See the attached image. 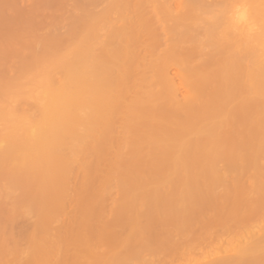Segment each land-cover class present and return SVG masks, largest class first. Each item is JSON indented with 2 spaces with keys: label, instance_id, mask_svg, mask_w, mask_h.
<instances>
[{
  "label": "rangeland",
  "instance_id": "obj_1",
  "mask_svg": "<svg viewBox=\"0 0 264 264\" xmlns=\"http://www.w3.org/2000/svg\"><path fill=\"white\" fill-rule=\"evenodd\" d=\"M11 1L12 0H0V4H3V7H5L6 5L9 6L10 4H8V3L9 2L11 3ZM82 1L83 0H13V2L15 3V4L13 3L14 4L13 7L8 8V6H6L7 8L5 7V9H2V6L0 5V7H1L0 8V53L1 54L6 53L5 55L3 54L4 56L0 54V147L2 148V150L0 148V151H2V154L0 153V155L6 156L5 155L6 153L4 154L3 148L5 149V152L8 151V154H9V149L12 152V145H15L16 143L18 144V140L20 139L22 134H24L23 137H21L23 139H20V140H22L24 142L22 143V141H20L21 146H20V144H18V145L16 144L17 146L15 145L14 148L20 147L19 150H24L27 147L29 149H31L33 146V148L37 147V150L39 149L40 151L39 150L38 151L41 152L43 150H46L45 148H47L49 146L48 144H50V143H48L49 141L47 139V137L49 136L48 128L47 127L36 128L35 123L40 120L41 115L45 111H46L45 113H47V112H49V110H52V108L54 109V107H57L56 102H55L56 106H54L52 104L54 102H50V95L53 94V92H56L55 91L56 89H58V90L60 89L61 92L63 91L62 90L63 87L61 86V88H60L58 85L64 80V78H63V80H61V78L64 77V75L62 74V76L60 77L59 76L60 74L59 75L56 74L57 72L60 73L59 72L60 70L57 69V71H56L55 67H53V68L56 72L50 73L51 71L49 69H51L50 67L52 65V62L54 61V59L51 58L54 54V53L51 54L53 48L52 49L50 48L51 52L48 50L50 53L44 52V53H46L45 55L48 54L47 56H50L49 54L52 55V56H50L52 61H51V59H49V57L45 58L47 56L44 57V56H40V55H42V53H43V48L45 49V51H46V48H45L46 46H47V49H49V47H48L49 44H51L52 46L55 47L54 43L56 41L62 42V43H57L56 46L57 45L59 46V44L63 45V46H59V49H58V47L55 48V50L57 49V52H59L58 54L61 57L63 55L67 56L69 54H72V52L76 51V49L78 48V47L76 48V46H78L80 44L79 42L77 44V41L79 39L81 40L80 36L82 35V37H83L86 35V31H83V29L85 30V28L81 29L82 28L81 26L84 23L81 21V18H82L81 15L83 12L82 10L84 8H85L84 11L89 10V9H87V6L91 10H89V12L87 11L85 13H90V14L93 13V16H91L92 18H89V21L87 20L88 22L85 21V23L86 22L90 23V24H88L89 27H92L94 25L93 27L96 29L97 28H100L101 30L103 29V31L98 29V30H100V33H98L96 35L97 37L93 36L92 39H94V40H90V41H92V42H90L91 44L89 43L90 45H92L91 46L93 48L92 52L96 53V54L93 53V55L96 57L98 56V58H100L105 53H107V55L109 53H111V54L115 53V55L113 54V56H117L118 60H121L125 57H127L128 59L130 58L129 60L131 61V64H132V62L134 63L130 66V70L132 71V74H134V73L136 74V72H138L141 68L145 69L147 66V68H146L147 70H146L145 74L143 72H141V70L139 71L141 74H144L143 77L144 76L145 77L144 78L138 77L137 74H140L138 72L136 74V76H137L136 78L137 79L140 78V79H138V80L132 79L133 76L135 75L134 74V75H132L131 78H129L130 80L128 79V81H126V83L128 82V85L130 86L129 94H127L128 92L124 91L125 89L127 90V88H129L127 86V84L124 85L123 83L120 84L119 82L117 84L118 86L123 85L124 87L125 86H127V87L124 88L122 86L124 88L123 89L122 87L117 86L118 89L120 88V91L117 89V87L115 89L118 90L119 92L116 91L115 89H111V91L108 92L106 99H107V101H109V103H111L110 104L111 106L109 105V107H112L111 109L115 112V114L117 116L114 114L115 118H113L112 116H114V115H112V113H111L110 119L106 120V118H109L108 117L109 115H105V116H107L106 118H105V116L102 115L101 117H99V120H100L99 122H98V117L94 120V125L97 124V123H95L97 121L99 126L102 128V126H101V123H102L103 129L99 128V126L98 127L96 126L95 130H97L99 128L103 132L105 131L104 129H106L109 124L111 125L109 127V129L107 128V131L108 130H111V131H108L109 133L107 131H105V133L106 132L107 133L106 134L104 133V136L107 140L109 137H112V139L109 138L112 141L108 140V141H110V143H108V145L111 144L110 145L111 148H108L107 144H105L106 146L104 145L105 141L107 143V140L102 142L103 141L102 139H104L103 138L104 136L102 137L101 135L97 134L98 132L97 133H96V131L94 132L95 133L94 137L96 136L97 139H95L93 137L94 141L97 140V142H98L99 141L98 138L101 136L100 139L102 141L101 140L100 141L102 143L101 144H100V142L98 143L101 145L99 147H101V149H102V145H104L108 149L106 151H103V152L101 151L99 154L105 152V154H106L105 156H104V154H101L100 155L101 157L100 156H99V158L97 157V155H99V154H97V151H96V148H98L97 147L98 144L95 142L96 143V146H95L94 145L95 143H93L92 138H90L91 139L90 142L93 143V144H91V145H93V146H91V149L94 148V150H95L94 152H96V155H95V153H93V151H92L93 149L92 150L88 149V148H90V147H88L89 146L88 144L90 143V142L88 143L89 138L87 141H85L86 143H88L87 144L88 146H86V148L88 150L83 149L84 153L86 151L89 152V150L91 151V152H89L87 157L82 154V151H80L81 148H83L86 145L85 142H84V144L81 143V147H80V144H77V142H76V145H78L80 147V150L75 145V143H74L75 140H73L74 141L73 142L71 139L66 140L64 142V144L61 146V149H60L61 154L60 155L62 158H60V159H62V161L60 159L59 160L61 162L64 161L65 163H67V166H66L67 173L63 174L64 176L66 175L65 177H67V178H65L64 176H61V178L56 177V180L58 181L60 179V181L63 182L62 177H64L65 180H67V181L64 180L65 182H63V183L64 184L67 183V185H65V186H67V188L64 187L65 190L63 188H61L64 185H61L60 187H58L59 184L57 185L58 182L56 183V181H54V183H52V184L54 186L56 183V186L58 187L59 193L62 194L64 191L63 195H60L59 193L55 194V191L57 189H55L54 187H52V189H55V191L53 192L54 194L51 193V191H52V190H50V188L52 186L51 184L48 186H44L45 188H43V186H40V184H38L39 180H41L39 175L40 174L44 175V176L48 175L49 169H51V172H52V168H55L56 166L58 167L57 162H56L57 163L56 166L50 165V166H52V168L49 166L50 167L49 169L45 168L43 170H40L41 172L39 171L40 172L39 175H38V170H34L35 169L34 167L31 170L29 165H26V163L23 164V162H27L24 159L22 160L23 162L19 159L20 163L18 161H15L14 165H12L13 166L12 168L9 167V166H11V163L9 164V166H5L4 164H1L2 166L4 165V168H6V167L7 168L5 170L2 168V166L0 168V174H2V178H3V179H0V187L2 186L0 188V190H2L3 187L7 186L8 188L6 187L3 189H6V190L8 189L11 192V194H10V192L7 191V193H9L10 196L9 195L6 196V193L3 192L4 190L0 191V248H1L0 249V264H27V263L28 264H40L42 259L40 260L39 257H41V256L38 255L36 257L35 254L37 255L41 251H38L37 247H35V245L36 246L43 245V246H41V248H42L46 244L48 245V247L47 246L44 247V248H48V249H46V251L47 252L49 251L50 253H52L51 251H53L52 256H50V258H48L52 264H54V263L55 264H61V263H58L59 259L61 260L60 262H63V264H64V262L68 256L70 257V259H69L71 261L70 264H72V262L75 263V261L77 264L78 263L77 260L80 259V257L83 258V256H86L87 254H89V251L92 254L91 249L92 250L96 249L97 251H100L99 253L102 254V257L103 256L105 257V259H103V260L101 259L102 263L104 260H107L110 262L115 257H119V258H123V259H121L120 264H126V262L129 264H136L137 260H136V258H134L136 253L132 254V255L127 254V257H126V253H124V252L126 251L127 247L130 248L135 244L140 245L142 242H144V240L146 238H149L150 236H152L153 233L161 232L163 230H167V231L172 233L173 231L176 232V230L179 231L178 229H181V231L184 232V230H187L189 227H191L192 229H198V228L204 227L208 224V221L206 220V218L205 219H198L197 218V220L196 219L193 220L190 223L191 225L187 226V229H185V227L180 225L179 222L178 223L176 222L177 224L174 223V225L171 226V224L168 223V221L166 220V218L169 216V214H171V216H173L172 214L174 212H176V215H174V216L176 218H178L179 214H181L183 209L186 211L189 208H192L191 206L194 203L196 205V208L199 206L198 211H200L201 208L205 209L208 205H212L213 203L216 204L217 207L214 206V208H213L212 207L213 205H212V206H209V208L207 207V209L205 211H203L204 209L201 210V212H204L206 214L208 212L209 214L206 215L207 218H212L210 216V215H212L213 217H219V218L224 217L223 219H225V217H226V219L228 218L230 220L234 219L235 222H233V224H231L229 226V230H232L233 232L234 231L237 232L239 227L241 229V233L238 234L237 237L233 236L234 235V233H233V235H232L233 237L231 235L230 236L228 235V236H224L221 239V242L225 244L223 247V250H222L223 253H218V254L212 255V248L214 249V247H211V245L203 246L202 248L197 247L195 254H197L198 256L202 255V254L203 255L207 254L206 258L201 260L202 262L207 263L209 261H212V260L218 258L219 256H222L224 258V260H227V261L232 260L233 258H236V259L238 258L237 261H235V262L229 261L226 264H264V217H262V215L264 213L259 215L262 217V218L260 217V219L258 218L259 216H257V218L255 217L256 216L255 213H254V215H253V213H252V215H249V213H251V209L248 206L249 201L253 199V197L251 195H253L255 193H251V194L249 193L248 195L245 196L247 198H244L240 195L241 191H239L240 187H244V189H246V188L251 187V186L254 187L255 185L257 188L254 187L252 190H254V191L257 190L258 187L260 186V183L258 184L259 181H258L257 177H260V175L263 172L261 169H264V167H263L264 163L261 162V163H263V165L262 164H260V165L263 168L260 166L261 168L259 170H261L262 172L258 171L259 166L257 168L256 165H259L260 161H257L256 162L257 164H256L255 163L256 160L255 159H254L255 161L252 160V158H256L257 156L250 155L252 158L250 156L248 157V155L247 156L246 155L241 156L245 151L244 146L247 145V143L245 144L247 139L252 138V140L249 139L251 142L247 141L250 144V145H248V147H252L254 145L260 144L259 138H261V135H259V129L264 128V124L261 125L259 122L260 118H261V115L257 114L259 109H256V108H261V107L257 106L258 105V99L260 98V96L256 95V97H254V98L252 96L251 98L244 100L243 99L244 95L242 94L241 87H240V90L238 89L239 90V92H238V90L234 84L236 81L234 83L232 81V83H233L231 85L232 90H234L233 88H235V90H237V91L235 92V90H234L233 92H235L236 94L238 92L239 97L235 94L234 95L235 97L233 99V103L231 100L230 102H228V104H230V105L226 106L227 108L225 106H223L226 102L224 100L222 101V96L220 95V93H218L219 92L218 89L220 87L219 82H215V80L220 79V78L216 77V75L219 74V72H217L218 70L216 67V66H219V59L217 57L216 61L213 60L214 62H216V66H214L215 63H212L209 61L210 63L213 64V65L212 64L211 65L214 66L215 68H212L209 66L207 67V64H206V65H204L207 67V69H206V68L202 67L203 63L206 62V60H204L205 55L203 56V54H202V57L198 55V54H201L202 52L205 53V51H207L208 49L211 48L210 47L207 49L205 42L201 43L205 39V38H203L202 33H201L202 39H199L200 37H197L198 39L195 40V41L201 40L200 43H199V41L197 43H194L193 41H190V40L189 41L186 40L187 42L184 41V43L180 42L182 45L185 43H188L190 46V44H192L190 42H193L194 45H197L198 49L196 48V46H194V45L193 46L197 50L201 51V53L194 54L193 52L196 51L195 48L193 49L190 46L188 48L190 50H187L186 48H183L181 46V44L179 43V40L182 39V36L185 39L184 36L186 34L183 30H182V34H185V35H182L181 33L179 34V32H181V31L176 30V29H178L179 26L175 29V25H177V24L174 21L171 20L168 22V20H167L166 21V24L168 25L167 26L162 21V19L156 20L155 22L154 21L152 22V20L147 17L148 13L150 11L148 9H151V8H148V7H150V6H148V4H143L144 8H146V7L147 8L146 9H144L143 7L141 8V10L144 9V11L142 10V12H141V15L143 18H142V20H140V19L137 20L136 13L134 12L137 9L136 7H138L140 5V3H138L137 0H136L137 2L135 0H98V2L95 1L96 4L94 3V6H93V4L84 6L86 4H83ZM88 1L91 3L94 2V0H88ZM168 2L170 3L171 10L172 9L177 10L176 8L179 5L178 8H180L181 13H183L185 11V6L183 4H185L186 0H168ZM215 2L217 4H215ZM249 2L251 5V8H252V11H253V15L256 18V20L258 22H264V3H262L261 0H249ZM84 3H85V0H84ZM181 3H182V5H180ZM202 3L207 4L206 6H208V4H211L210 6L207 7L208 9L206 12L208 14L213 12L216 8L223 7L225 9H227L230 6V0H204ZM124 4H126V5L131 4V5H128L129 6V7H127L128 10L125 9L126 11L123 10L124 12L122 11V13H120L119 10H118V12H119L118 13L116 9H114L115 11L112 10L116 5L122 6ZM137 4H139V5H137ZM82 6H84V8H82V10H81ZM91 6H93V7L91 8ZM131 7H132L133 11L131 10ZM206 12L204 13V15L206 14ZM205 16L202 15V18ZM59 18H61L60 22L58 20V23H57L55 20H57ZM78 18H80L79 21H77ZM9 19H11V20H9ZM52 19L56 22L55 23L56 25L54 24V21ZM73 19L76 21H74ZM6 20H7V22H6ZM8 20L10 22H8ZM164 20H166V19H164ZM72 21L76 22V23H73ZM80 21H81V24L79 25L78 23H80ZM199 21L200 20H198V22ZM50 22H53V23L49 24ZM126 22H127V24L129 22L130 25H129L128 29H130V30H128L127 27L123 28V29L121 28V26H123V24H125ZM192 22H194V20L193 21L190 20V24H192ZM70 23H73V25H71ZM162 23H164V25ZM194 23H196V22H194ZM223 23H224L223 18L218 19L216 24L214 23V25L212 24L211 26L206 27V29H208V30L210 29L209 33H210V31H212L214 29L216 31L215 33H217L218 35L222 34L223 36L224 35L227 36V34H225L223 32ZM75 24H78V26L81 28L77 30V28H79V27ZM86 24H83V26L85 27ZM91 24H92V26H91ZM159 24H162L161 26H167V28L169 29V33L167 35L170 34L169 36L161 35L162 33L159 32L160 29L158 28ZM53 26H54V28H53L54 30H52ZM97 26H100V27H97ZM102 26H103V28H102ZM126 26H128V25H126ZM124 27H125V25H124ZM140 27L143 29V31L140 33L139 32L137 33L136 30ZM153 27H156V28L153 29ZM200 27H201V25H200ZM145 28H147V29L150 28L151 30L150 29L145 30ZM10 29H11V31H10L11 34L14 31L15 32L17 30L18 31L16 33L14 32L12 35H10V34L8 35L7 31L9 33ZM15 29H17V30H15ZM117 29H119V30H117ZM179 29H181V28H179ZM214 30H213V32H214ZM49 31L50 32L52 31V33L49 34ZM68 31H69V33L70 32L71 33L72 32L78 33V31H79V33H81L82 31L83 32L81 35H78L79 33L71 35L72 39L76 40V41H73L72 39H70V40L68 39V37H70V34L68 36ZM123 31H125V32H123ZM129 31H130V34H128ZM147 31L149 32V35H148ZM151 31L154 32V33L152 32L154 34V36H155V34H157L159 32L158 34H160V35H156V36H157V38H158V36L159 37L162 36V38H159V40H161L160 42L159 41L155 42V40L157 38L155 36L156 39H154V36L151 33ZM156 31H157V33H156ZM175 31H177V32H175ZM118 32H120V35L122 32L124 34L126 33L125 36L123 34V38L127 39V34L128 35L133 34V36L135 37L133 39L135 41L138 42V40H139L140 42H143L141 44V46H140V42H138V43L135 42L137 44H136V47L134 48L135 44H134V40L131 39L132 36H130V37L128 36L129 39H127V40L132 41V44L130 45V47L128 46L129 48L133 47V49H132L133 53L130 52L131 54H133L132 59L135 60L134 58H136V60L138 62H134L133 60H131V56L127 55V53H129L130 50L128 52H126L128 47H126L125 46L126 44H124L126 41H123L126 39L118 40L119 38L122 37V35L121 36L119 35L120 37L117 36L118 37L117 39L114 38L118 34ZM186 32L188 34V31H186ZM200 32H203V31L199 30V34H200ZM197 33H198V31H197ZM47 34H49L48 36L52 35L53 37H55L56 40H55V38H52V36H50L51 39L55 40V42L52 43V40H50V38L48 36L46 37ZM143 34H145V35H143ZM217 34H214L215 37ZM74 35L76 36L77 39H75ZM78 36H79V38H78ZM137 36L139 39L137 38ZM229 36L230 37L236 36L237 38H239V40L241 39V42H243L245 44L246 43L247 44L248 43L249 44L255 43L256 46L259 45V44L257 45L258 42L261 43L258 40H262L264 42V32L257 33L251 39H246V38H243V37L237 36L235 34H231V33H229ZM44 38H46V39L49 38L48 40H50V41H48V45H46L47 40L45 42ZM152 38H153V40H152ZM62 39H64V41H62ZM67 39H68V41H67ZM71 40L73 41V43L71 42ZM69 41H70V43L68 44ZM152 41H154V42H152ZM206 41H207L208 46H209V43L211 41L210 42L208 40H206ZM256 41H258V42H256ZM65 42H67V43H65ZM128 42L129 41H127L126 43L129 45ZM43 43L46 45L45 47H43ZM64 43H65V45H64ZM102 43L106 44L107 46L105 45V48H104V46H103L104 44L102 45ZM109 43L111 44L110 47L113 46L112 44L115 43L114 48H111V50H110L109 45H108ZM178 43L180 44L181 47L180 46L177 47ZM212 43L214 45V42H212ZM199 44H202V45L205 44L206 50L202 51L204 48H200L202 45L199 46ZM261 45L262 44H260V46ZM101 46H103L104 49ZM34 47H35V49H34ZM185 47H186V45H185ZM262 47L261 48L263 49V51L262 52L256 51L257 52L256 55H259V53L264 55V45ZM36 49H37V52H35ZM102 49H103V51H102ZM113 49L115 50V52ZM183 49H185L187 51H185V50L183 51ZM211 49H210V51H211ZM256 49H257V47H256ZM100 50H101V52H100ZM104 50L105 51L107 50V52H105ZM109 50H110V52H109ZM191 50H193V52ZM189 51H190V54H189ZM210 51H209V53H210ZM34 52H35V54L39 55V56L36 55L37 57H39L38 59H41L42 57H44L43 60L41 59L42 62L43 61L47 62L50 60L51 65L49 62H47V64H46V62L41 63V62H38L39 60L36 61L35 60V59H37L36 56H33L35 59L32 60L30 57L33 55L32 53H34ZM57 52H56V54H57ZM191 52L194 55H191ZM98 53H100V55H102V56L97 55ZM196 53H197V51H196ZM209 53H207V54H209ZM56 54H54V55H56ZM107 55L100 58V60L102 62H104L106 60ZM190 55L192 57L189 58ZM195 55H197V56H195ZM58 56L56 55L55 57H58ZM211 57H212V55H211ZM211 57L207 56L206 58L210 59ZM163 59H164V61H163ZM214 59H216V56H214ZM31 60L33 61V63ZM34 61H36L37 65L34 63ZM173 61L175 63L178 62L179 66L175 65V63H172ZM184 61H186V62H184ZM187 61H188L189 66L187 65ZM217 61H218V63H217ZM38 63H41V64H38ZM182 63H185V65ZM142 64H144V65L142 66ZM149 64L151 66H153V65L157 66L158 65L157 67L165 65V66H167V68L165 67L166 71H163L164 69H162V71L161 70L158 71L157 68L156 69L150 68L151 66ZM5 65H7L8 68ZM49 65H50V67H49ZM53 66H55L54 63H53ZM138 66L140 67L139 70H137ZM156 66H154V67H156ZM198 66L202 67L203 69L198 67ZM192 67L193 68L198 67L197 69L200 68L199 71H197L196 68L193 69V70H195V74L197 72H198L197 74L199 76L202 72L204 74V75L202 74L200 76L203 79H201L199 76L196 77V78H198V80L201 79V82H199V85L197 83H195V81L197 82L195 77L194 78L192 77L191 79L189 78L190 68H192ZM53 68L51 69L52 71H53ZM148 68H150V69H148ZM209 69H211V71H214V69L217 70V71L215 70V72H217V73L214 72L215 78L213 76L214 74L208 75V77L206 74V76H205V71L208 72V71H210ZM218 69H220V68H218ZM203 70H205V71H203ZM256 70H258V68ZM261 70H262V72L264 71L263 69H261ZM261 70L259 68L258 73ZM131 71H129V73ZM46 72H47V74L49 73L50 78L48 77ZM100 73H104V74H102V76H104V77H106L108 75V73H110V74L112 73L111 75H113L114 78L116 76V75H114L115 74L114 71H112V72L107 71L106 72L105 68H103ZM159 73H161V74L159 75ZM208 73H212V72H208ZM191 74H193V73H191ZM111 75H109L107 77H110ZM235 75L236 74H234V75L232 74V76L234 77L233 79H235ZM46 76H47V79H45ZM99 76H100V78H102L101 74H99ZM202 76H205V77H202ZM106 78H104V79H106ZM48 79H49V81H48ZM97 79L98 78H96V81H97ZM104 79H102V80H104ZM109 79L107 78L106 81L104 80L103 82H106V84L109 85V83H111V82L107 83L108 82L107 80H109ZM212 79L214 80L213 82H215V83H213V82L211 83L209 81V83H211L209 85L207 80L212 81ZM45 80L48 81V83H46ZM98 80L99 81H97V82L100 83L101 86L103 84L106 85L105 83L102 82V80H100V79H98ZM111 80L114 81L113 79H111ZM204 80L207 81V83ZM131 81L135 82V83L131 84V85H133L132 87H136V89L138 91L137 86L139 85L142 88V91L140 90L138 92V94L136 93V91H135V93H134V91L132 92V90H134V89L131 90V85H130ZM136 81H137V83H136ZM255 81H257V79ZM252 82H254V81H252ZM182 83L183 84L185 83V86ZM187 83H188V85H186ZM205 84L209 85L211 88L213 86L212 84H215V86H213L214 89L209 88ZM60 85H62V84H60ZM115 85H116V83H115ZM192 85H194V86H192ZM201 85H202V88L201 87L199 88V86H201ZM204 85H205V87H204ZM55 87H57V88L55 89ZM207 87L209 90L207 89ZM170 88L172 91L170 90ZM202 89H204V90L202 91ZM121 90H123V93L126 92L127 95L126 94L122 95ZM201 92H202V94H201ZM208 92H209V94H207ZM58 94H59V92H58ZM146 94H148V95H146ZM203 94H205L204 97H203ZM54 95H56V94H54ZM125 95H126V97H125ZM189 95H193V97L190 96V98L188 99ZM197 95H199V98H197L198 97ZM212 95H214V96H212ZM215 95H217V96L220 95V96H218V98H215V97H217ZM174 96H175V98H173ZM208 96H209V98H207ZM240 97H242V98H240ZM256 98H258V99H256ZM200 99H201V101H200ZM134 101H139L137 103V106L135 103H134L135 105L132 104ZM185 101L188 104L185 103ZM202 101H203V103H201ZM206 101H208L209 103ZM127 102H129V104H130V102H132L131 104L133 105V107H136V109H138V106H139V108H142V110L139 109L140 111H142V112H140L141 115L136 114L139 112H135L134 113L136 115L135 116L133 114V111H134L133 107H132L133 111H129V108L126 106V105H128ZM220 102H225V103L224 104L221 103L222 104L221 105V104H219ZM213 103H215L217 106L215 107V104H213ZM175 104H177V105H175ZM181 104H182V106H181ZM184 104H185V106H184ZM218 104L220 105V107L222 106V111L217 110V107H219ZM213 105L216 108V112L214 111L215 108L213 107ZM225 105H227V103ZM247 105H249V106H247ZM140 106H143V107H140ZM145 106H146V108H145ZM175 106H177V107H175ZM228 107H230L231 109H228ZM224 108H226L227 110H224ZM146 109H147V111H146ZM135 111H138V110H135ZM149 112H150V114H149ZM217 112H221V113H217ZM146 113H147V118L145 117V119H144L143 115H145ZM205 113H207V114H205ZM202 114H203V116L205 115V117H203ZM254 114H257V115H254ZM137 115L139 116L138 119H136ZM218 115L221 116V119H223V118L224 119L221 120L220 117H217ZM226 115H228V116H226ZM222 116H223V118H222ZM253 116H255V118ZM258 116H260V117H258ZM191 117H193L194 119ZM225 117H227V118H225ZM37 119H38V121H37ZM131 119L133 120L132 122L130 121ZM139 119H142V120H139ZM190 119H192V120L190 121ZM214 119L217 120V122H215ZM246 119L248 121H246ZM104 120H106V122ZM134 120L137 123L134 122ZM209 120H213V122L209 121ZM218 120H219V123H218ZM138 121L140 123L139 125H138ZM208 122H210L211 127L207 124ZM188 123H190V124L188 125ZM240 123H241L240 128L244 126L241 129H244L245 131L247 129L246 128L247 126H252L251 124H253V126L251 128L249 127L250 131L251 130L253 131V132L251 131L252 133L249 134V133L245 132L244 130H242V131H244L245 134L247 133L249 135L248 136L246 134L248 137H246V136L242 137V135H244V133L242 134V131L240 130V128L238 129V126H239L238 124H240ZM245 123H247L246 127H245ZM141 124H143V125H141ZM199 124H200V126L198 127ZM212 124L218 125V126H216V128H214V125L212 126ZM248 124H250V125H248ZM201 125H203V128H205V130L209 126L210 131H209V128H207L208 129L207 133L203 132L204 130L202 129ZM193 126L196 128H194ZM33 127H34V129H33ZM191 127H192V129H190ZM197 128H199L201 130L200 131L198 130V132H197ZM176 129L178 130L179 133L176 132L177 131ZM194 129H196V130H194ZM236 129L238 131L240 130V132H238ZM28 130H31L30 131L31 134L33 133L32 136ZM97 131H99V130H97ZM101 131H99L100 134H102ZM185 131H187V132H185ZM188 131H189V133H188ZM201 131H202V134H201ZM168 132L178 133V135L174 134L176 136H179V134L182 136L184 134L182 136L183 138L180 136L181 139H178V137H177V139L179 140L178 143L181 144L183 139H184V143L188 141L187 144L186 143H185V145H183L184 143L182 144L183 145L182 148H184L185 150L187 148L188 149V150H186L187 154H189V152H190V154H189L190 156H188L183 149L179 150L180 155H179V153H177L179 151H176V154H174V155H172L170 153V149H168V148L169 147L171 148L173 145V143H170L171 142L170 135L172 136L173 133L168 134ZM203 133H206V134L203 135ZM207 134L208 135L210 134V135L206 137L205 135H207ZM237 134L238 135L241 134L240 137ZM166 135L167 136L169 135L168 136L169 139ZM192 135H193V137H192ZM220 136H222V137L224 136L223 138L227 141L223 140V138ZM258 136H260V137L258 138ZM165 137L168 140H166ZM17 138H18V140H17ZM162 138H164V139H162ZM201 138H202V140H201ZM217 138H220V139L218 140ZM263 138H264V136H263ZM25 139H27L26 142H25ZM171 139L173 140L174 138H171ZM195 139H198L201 142L196 141ZM254 139H255V142L253 141ZM13 140L15 141L14 142L15 144L11 143V142H13ZM46 140L48 142H46ZM211 140H213V141H211ZM243 140H244V142H243ZM162 141L165 143V145L162 144L163 147L161 145L158 146V144H161ZM42 142H43V144H44V142H45V144L47 143L46 146H45V144L43 145ZM122 142H123V144H121ZM166 142L168 143L167 145H166ZM191 142H193V143H191ZM197 142H199L200 144ZM224 142H226V143H224ZM237 142H239V143H237ZM260 142H262V141H260ZM213 143H216V144H213ZM223 143L226 144L224 146H226L227 148L226 147L224 148V146H222ZM242 143L244 146L240 145ZM201 144H203V145H201ZM227 144L228 145L231 144V145H233V147H230V146L228 147ZM117 145H119L118 146L119 148L117 147ZM151 145H152V147L153 146L155 147V148L153 147V151H154V149H156V146H158L156 149L157 151H154V152L150 151L152 148ZM7 146L9 149H6ZM149 146H150V148H149L150 150H148ZM160 146L162 147V150L159 149V148H161ZM196 146H198L197 149H196ZM199 146H201V147H199ZM207 146H209L210 151L213 150V148H214V150L212 151L213 153H214V151L217 152L218 150H220L219 149L220 147L221 148L223 147V149H225V150L222 149L224 152H222L221 150H220V152H221V154L224 153L223 154L224 157H222V158H223V161H226V162L224 163L223 161H221L222 158L220 159V157H219L221 154L218 156L219 158H217V159H220L221 162L219 160L217 161V159L210 158L211 159L210 160V159L206 158L208 155H205V152L207 153V151H209L207 149L208 148ZM242 147H244V148H242ZM14 148H13V150L15 151L17 148H15V149ZM71 148H73V149L71 150ZM104 148H103V150H105ZM190 148L193 149V151L192 150L189 151ZM216 148H218V150ZM230 148H233V149H231V151H230ZM237 148H239V149L237 150ZM203 149L204 150L207 149V151L204 152V155L206 157L202 155ZM27 150L28 149H26V151ZM97 150H99V149H97ZM119 150H120V152H118ZM26 151H24L23 153H26ZM149 151H150V153L151 152L152 153L151 154L148 153ZM167 151H169V152H167ZM11 152H10V154H11ZM20 152H22V151H20ZM20 152H18V149H17L16 153L23 154ZM124 152H127V153H124ZM166 152L168 155L167 154L165 155ZM201 152H202V154H201ZM120 153H121V155H120ZM129 153H132V154L130 155ZM184 153L186 155L185 159L183 158V157H185ZM194 153H195V155H194ZM199 153L201 155H199ZM117 154L120 156L117 157ZM134 154H136V155H134ZM181 154L183 155V157ZM229 154L233 155V157L229 156ZM85 155H87V154H85ZM93 155H95V156H93ZM170 155H171V157H173V156L178 157V158L180 157L179 158L180 160L185 161V163H184V161L183 162L181 161V164H179V165H182V169H181L182 171H183V165L188 166V163H189V169H188V167H186L188 169L187 171H189V172L187 173L185 171V173H187L188 176H189V174H191L190 176H192L194 173H196L197 177H199L201 175L200 177H202V180L199 177L200 179L197 183H200V184L196 183L197 184L196 188L199 186V188L202 189L201 191H204V190L208 189V187H209V189L212 188V190L211 189L210 190L213 192V194H215V193L218 194V192H216L217 190L218 191L220 190L219 193L221 194L225 191V189H227L230 186L228 189V193L229 192H231V193L227 194V196L224 195V196L220 197V199L217 198V200L215 198L213 199V197H214L213 194L212 195L210 194L211 196L209 194H206L204 196V194H203V197H201V198L199 196L196 199H192L193 201L186 200L185 203L183 202L184 204L181 206L177 207V205H176L177 209L175 206H174V208L171 207L170 210L172 209L173 213H172V211L169 210V207L164 209L161 206L158 210L157 205H159L163 202H170V200L173 201L177 198V196L178 197L181 196L180 197V199H181L182 196L185 197L187 194H190L191 192H193L194 189H196V188H194L193 190H191L192 188H190V190H188V191H190V193H187L188 191L185 188H184L185 190L183 188H181V186L186 187L187 185H189L188 183L181 181V180L186 179V178H184L186 174L182 175V172L179 170L180 169L179 165H178V167L176 165H173V169H172V167L169 165V164H172V161L170 162L171 157H168ZM193 155H194V157H193ZM196 155L197 156L199 155L198 158L201 160L196 158ZM210 155H211V157H213L212 154H210ZM226 155H228L229 157H232V158L230 159ZM234 155H237V156H234ZM147 156H150V157H148V162H147ZM200 156H202V158L204 157L203 158L204 160ZM208 157H210V156H208ZM215 157H217V156H215ZM226 157L229 159L228 161H227ZM246 157L250 158V160L249 159L246 160ZM67 158L70 161L73 160L75 162H73L71 164ZM150 158L151 159L153 158L152 163H151ZM205 158H206V160H205ZM241 158H245L243 161L244 163L242 162ZM103 159H104V161H103ZM166 159H168L169 162H167L168 160H166ZM197 159L199 160V162H201L200 164H199V162L194 164V162H197L196 161ZM207 159L209 160V162L207 161ZM259 159L260 158L258 157L257 160H259ZM26 160H28V159L26 158ZM116 160L117 161L120 160V162H121V163L118 162V163H120V169L118 167H116L114 164V163H116ZM149 160H150V164H148ZM171 160H173V159H171ZM261 160L264 161V158H262ZM202 161L203 162L206 161V164L202 163ZM239 161H240L241 165L238 164L239 165L238 168L240 169L241 166H243V168H244V165H246L247 169L245 172H243L244 170L242 168H241L242 173H239L240 170H238V168L236 169L237 172L234 171V169L232 168V167L236 166V165L234 166V163L237 164V162L239 163ZM61 162L59 164L60 166H61ZM213 162L214 163L216 162V164H214ZM247 162H248V164H247ZM53 163H55V162H53ZM165 163H167V165H168L167 168L169 167V169H166ZM229 163H231V165H229ZM250 163H253V164H250ZM112 164H113V166H115L114 167L115 169L110 166ZM121 164H123V165L121 166ZM151 164H155V165L153 166ZM156 164H158V165H156ZM198 164L199 165L204 164V166L206 167L205 169L210 170V175H209V171L205 170L204 167H203V169H201V170H203V172L207 171L209 177H211L212 175L215 176L216 174L219 173L218 176L216 175L217 178H219V180H215L216 179L215 178V179H213L215 181H212V183L217 181L216 182L217 184L215 183V186L217 185L215 187V189H216L215 191L213 190L214 184H212L211 182H208L209 180L206 181L205 179H203V177H205V178L207 177L209 179V177L205 174L206 172L200 173L201 171H198L203 165H201L199 169H196ZM210 164L212 165V167L214 166L213 168L217 167V168H215L216 171L214 169H213L214 171H211L212 170V169H210L211 167L209 168V166H208ZM24 165H26V167ZM93 165H95V166L93 167ZM251 165H252V167H254V165H255V167H254L255 169L252 168ZM90 166H91V168H90ZM248 166H250V168ZM28 167L30 168L31 172L30 171L24 172V169L28 168ZM59 167L57 168L58 170H60ZM62 167H64V166H62ZM149 167H150V169H149ZM228 167L229 168L231 167L230 169H233V170H230V172L233 171V173H228V171H229ZM29 168H28V170H29ZM147 168H148V170H147ZM152 168H153V170H152ZM190 168L192 170H190ZM7 169H9V171L6 173ZM57 169H56V171H57ZM72 169H73V171H72ZM137 169H139V170H137ZM226 170H228L227 171L228 174L226 173V175L225 174L220 175V173H225ZM197 171L200 173V175H197V173H198ZM256 171L261 172V173H259L260 175H258V173ZM3 172H5V174ZM122 172H124L126 174H124ZM148 172H150V174ZM212 172L213 173L216 172V174H212ZM25 173L28 175L30 174V177L27 180L31 179V181H32V178H35L34 181H38L36 184V188H35V186H32L36 182L29 181L30 182L29 183L27 181L28 184H26V185L22 184L24 181L26 182L27 177H25V179H24V176H23ZM53 173L54 172H52V174ZM180 173L182 176H177ZM26 174H25V176H26ZM158 174H159V176H157ZM160 174H161V177H160ZM203 174H205V176H202ZM236 174H237V176H236ZM4 175H7V177H5ZM153 175H155L157 177L155 178V176H153ZM162 175L164 176V178L162 177ZM262 175H261L260 182H262V178L264 176V175L263 176ZM35 176H37V177H35ZM83 176H84V178H82ZM143 176H144V178H143ZM190 176L187 177L188 178L187 180L189 183L193 182L196 179V178H194L190 182V180H191V179H189ZM214 176H212V177H214ZM220 176L221 177L223 176V177L221 178ZM4 177L6 178L7 181L5 180ZM151 177H152V180H151ZM177 177L179 178V182L177 180ZM180 177H182L181 180H180ZM7 178H9V182H8ZM36 178H37V180H36ZM109 178H111V179L109 180ZM159 178H162V180ZM191 178H193V176ZM10 179H11V181H10ZM127 179L132 180L130 182V184L128 183L129 185L126 183L128 181ZM138 179H140V180L138 181ZM145 179L147 181L150 180V182L149 183L144 182ZM155 179L158 181L156 182ZM12 180L15 183L17 182V184L12 183V186H11V184L8 185L7 182L8 183L13 182ZM104 180H106V181L108 180V182L111 181V183L109 182L110 185L108 182H107L106 186L103 185L106 182ZM233 180L235 182H237V184L239 182V184L237 185ZM136 181L139 182V183H137L138 185L137 184L135 185ZM180 181L183 183L182 185H181ZM218 181H220L219 184H218ZM62 182H60V183H62ZM122 182L127 187H125L122 184ZM145 183H147L146 186H145ZM184 183L186 186H184ZM143 184L145 187L142 186ZM178 184H180V186H178ZM220 184H221V186H220ZM233 184H234V186H232ZM262 184H263V182H262ZM130 185H132V186H130ZM10 186H11V188H10ZM13 186H15V187L12 188ZM102 186L106 187V189L104 191H101V189L103 188ZM129 186L132 188L130 189ZM137 186H139V187L136 190ZM38 187H39V189H37ZM194 187H195V185H194ZM224 187H225V189H224ZM48 188H49L50 194H53L52 196H50V194L47 193ZM142 188H143V190H142ZM171 188L172 189L175 188V191L171 190ZM199 188H197V189L200 191ZM221 188H223L224 190ZM32 189L34 191H31ZM35 189L37 191L40 190V192L36 193L37 191ZM60 189H61V191H60ZM43 190L45 191L46 194H49L50 199H52V201H50L49 198L46 199L44 197L45 195H44ZM246 190H248V189H246ZM23 191H24V193H22ZM238 191H239L238 198H236L237 194L234 195V192H238ZM25 192H27V193L25 194ZM29 192L33 193V194H31L32 196L30 194H28ZM131 192L132 193L134 192L133 195H131L132 194ZM185 192H186V194H185ZM3 193H5V194H3ZM23 194L25 196L27 195L29 197L26 196L27 197L26 198L25 196H23ZM180 194H183V195H180ZM20 195H22L24 198H23V201L18 202ZM255 195L257 196V194H255ZM261 195H263V196L260 197ZM261 195L259 194L256 197V200H255V198L253 200L255 202H258V201L264 202V193ZM3 196H6V197H3ZM42 196L46 200H48L49 203L45 199H41ZM55 196H57V200H56ZM129 196L132 197V200H129L132 203H129V201H128ZM250 196L252 197V199H250ZM58 197H60V198H58ZM232 197H234V198H232ZM38 198L41 199V201L42 200H44V202L46 201V203H44L45 205L43 204L44 207L48 204V208L45 207V210L47 209L46 212H45V210L42 209V205H40L41 202ZM145 198H147L146 201L147 200L149 201V202H147V203H149V205H146V203H145L146 201L142 202V199L145 200ZM35 199H37V200L34 201ZM247 200H249V201L247 202ZM124 201H128V202H124ZM133 201H135V203ZM139 201L141 203H145L144 207L139 206V205H142L141 203L137 204V202L139 203ZM151 201H153L154 203H152ZM209 201H212V202H209ZM33 202H35V208L33 206L34 205ZM51 202H54L55 204H52ZM56 202H58V203L60 202L63 204L61 206L60 203L56 204ZM155 202H156V204H155ZM201 202H203L202 203L203 205L201 204ZM50 203H51V205H49ZM157 203H159V204H157ZM206 203L207 204L210 203V204H208L206 206L205 205ZM239 203L243 207V208L242 207L240 208V211L239 210H236V211L228 210V211L220 212L221 207H224V206L226 207V206H231V205H236V206L239 205L240 206ZM36 204L41 206V207L39 206V211H40V208L42 211V212L40 211L41 213L36 211V208H37ZM14 205H16V207ZM54 205H58L57 207H58L59 212H58L57 208H55ZM128 205H129V207H127ZM131 205H132L131 208L142 207V209L137 211L138 210V208H137L136 212H134V209H133V212H132V210L130 208ZM195 205H193V206H195ZM59 207H60V209H59ZM154 207H156V209ZM13 208H14V211L12 212V215H11V214H9V212H11L13 210ZM15 208H17V209H15ZM216 208H218V209H216ZM48 209L49 210L53 209V211H55V214H57V216L54 218H51L49 216L50 214H48ZM173 209H175L176 211H174ZM37 210H38V208H37ZM178 210H180L181 212ZM6 211H8L7 212L8 214L6 213ZM216 211H217V213H216ZM243 211H245V212H243ZM37 212L40 214L43 213L42 217ZM44 213H46L45 216H44ZM182 213H184V211ZM212 213H216V214H212ZM47 214H48V216H47ZM55 214H52L51 216H53V215L55 216ZM177 214H178V216H177ZM38 215L42 219L41 220L39 218L40 219L39 222L43 221L44 217H46V220L49 219L47 222L43 221V223H44L43 226H45V224H47L48 226L46 225L47 227L45 226V228H47L48 230L43 229V228H41L42 231L39 230L40 226L38 227V225H41V224H38L39 222H37ZM247 215H249V216H247ZM169 217H168V219H169ZM249 217L250 218L255 217L256 221H255V223H254V221L251 222L252 224L249 223L248 225L250 228L248 230H246V232H245L244 229H247L248 226L247 225L245 226L244 222H246L245 220L249 219ZM241 219H244V220H241ZM257 219H259V220H257ZM82 220H84V221H82ZM166 221H167V223H166ZM165 223L168 225H166ZM242 223L244 224V227H246V228H243ZM186 224L188 225L189 223H186ZM216 224H219V226ZM216 224L215 225L217 227H220L222 222H221V224L220 223H216ZM36 225L38 228H36ZM43 226L41 225V227H43ZM182 228H183V230H182ZM43 230H45L44 232L48 231L50 233H48V232L46 234L41 233V232H43ZM242 230H243V232H245V234L242 233ZM122 233H128V235L130 233L131 235L134 234L135 236L129 235V237H127V239H123L120 242V239H116V236L119 234H122ZM48 234H50V235H48ZM39 235H41L40 236V238L42 237L41 239L44 238V240H42V242L38 241L37 237ZM45 235H48V237ZM35 236H37V237H35ZM33 237H35V238H33ZM30 238L31 239L33 238L32 241L35 240V242H36L35 245L32 246V248H30L31 247L30 244L32 242V241H30ZM28 240L30 241V243L28 242ZM38 242L43 243V244L38 245L39 244ZM92 244L93 245L95 244V248ZM34 248H36V249H34ZM49 248L51 251L49 250ZM89 248H91V249L89 250ZM96 250H94V253H93L94 256L96 255V252H95ZM86 251H88V252H86ZM116 251L119 254H117ZM122 251H124L123 253L125 255L123 257H122V255H123ZM147 251H148V249L145 248V252L143 250V252L142 251L139 252V255H141V256L143 254L146 255L145 253ZM31 253H34V255ZM41 253L43 254V252H41ZM42 254H40V255H42ZM147 254H148V252H147ZM29 255L30 256L33 255V257L35 256V259L40 260V261H37V260L34 261L33 257L29 258ZM43 255L42 256L45 257L46 253L44 252ZM71 257H73V258H71ZM131 257H133V259ZM136 257H137V255H136ZM147 257H148L147 255L144 256V258H147ZM27 258L30 260H27ZM99 258H101V257H99ZM57 259H58V261H57ZM62 259H64V260H62ZM71 259L72 260L75 259V261H72ZM97 259H98L97 257L96 258L91 257V259H89V261L91 260L90 261L91 264L93 262H95V263L97 262V264H98V261L100 259L99 260H97ZM31 260H33V262ZM43 260H45V259L43 258ZM55 260L57 261V263L55 262ZM92 260H95V261L92 262ZM46 261H47V263L44 262L45 264H50V263H48L49 262L48 260H46ZM42 262H41V264H43ZM67 262H68V260H67ZM178 262H179V260L176 258L173 260V262L171 264H177Z\"/></svg>",
  "mask_w": 264,
  "mask_h": 264
},
{
  "label": "bare ground",
  "instance_id": "obj_2",
  "mask_svg": "<svg viewBox=\"0 0 264 264\" xmlns=\"http://www.w3.org/2000/svg\"><path fill=\"white\" fill-rule=\"evenodd\" d=\"M95 1H97L98 2V0H94V2H89L88 0H85V3H84V0L82 1L83 2V4H86V5H84V6H87V5H92L93 4V6H94V3L96 4V2ZM136 1V0H135ZM138 1V3H140V5L139 4H137V5H139L138 7H136L137 9L134 11L135 13H136V17H137V20H142V15H141V12H142V10L144 11V9H146V8H144V5L143 4H148V6H150V7H148V8H151V9H148V10H150L149 11V13H148V18L149 19H151L152 20V22L154 21H156V20H161L162 19V21L166 24V21L168 20V22L169 21H174L177 25H175V29L178 27V29H176L177 31H181V32H179V34L181 33L182 34V30L185 32V34H182V35H185L184 37H185V39L183 38V36H182V39H180L179 37V43L181 42V43H184V41L185 42H187V41H193L194 43H197L199 40H197V41H195L196 39H198L197 37H200L199 39H202V37H201V33H202V36H203V38H205L204 40H203V42H201V43H204L205 42V44H206V46H205V44H199V46L200 45H202L200 48H204L202 51H205L206 49H205V47L208 49V48H210L211 49V51H210V49H208L207 51H205V53L204 52H202L201 53V51H199V50H197L198 49V47H197V45H194L193 44V42H190V43H192V44H190V46L194 49L195 47L194 46H196V51H197V53H196V51L195 52H193V50H191L194 54H198V53H201V54H198L199 56H201L202 57V54H203V56L205 55L206 57L207 56H209V57H211V55H212V57L209 59H207L205 56H204V60H206V62L205 63H203V66L202 67H204V68H206L207 69V67L209 66V67H212V68H215L214 66H216V62H214V61H216L217 60V57H218V59H219V66H216L217 67V70L216 69H214V71H211V69H209L210 71H208V72H212V73H208L207 71H205V70H203V71H205V76H206V74H207V77H208V75H212V74H214L213 76H214V78H215V73H217V72H219V74H217L216 75V77L217 78H220L219 80L217 79V80H215V82H219V84H220V87H219V92L218 93H220V95L222 96V101L224 100L226 103H227V105H225L226 103L225 102H220L219 104H224L223 106H229L230 104H228V102H230L231 100H232V103H233V99H234V95L236 94L235 92L239 89L240 90V87H241V89H242V94L244 95V100L245 99H249V98H251L252 96H253V98L254 97H256V95H258V96H260V98L258 99V98H256V99H258V107H261V108H256V109H259V111H258V115H261V118H260V124L262 125V124H264V71L262 72V70L261 69H263L264 70V55L263 54H261V53H259V55H256V53L257 52H262L263 51V41L262 40H258V41H260L261 43H259L258 41H256V42H258L257 43V45L258 46H256L255 45V43H243V42H241V39L239 40V38H237L236 36H229V34H227V36L226 35H222V34H220V35H218L217 33H215L216 31L214 30V32H213V30L212 31H210V33H209V30L208 29H206V27H209V26H211L213 23H210L208 20H207V16L209 15L206 11H207V7L208 6H210L211 4H208V6H206L207 4H205V3H202L203 1L201 0H186V2H185V4H183L184 6H185V11L183 12V13H181V11H180V8H178V6H177V10H171V8H170V3L168 2V0L166 1V0H137ZM136 1V2H137ZM14 2H13V0L11 1V3L9 2L8 4H10L9 6L8 5H6V6H8V8H10V7H13L14 6V4H13ZM90 3V4H89ZM215 4H217L216 2H215ZM1 6H2V9H5V7H3V4H0ZM125 5V6H124ZM124 5H122V6H120V5H116L112 10L113 11H115L114 9H116L117 10V12H118V10H119V12L120 13H122V11L124 10V11H126V10H128L127 9V7H129L128 5H131V4H128V5H126V4H124ZM180 5H182V3L180 4ZM214 5V4H213ZM84 6H82L81 7V10H82V8H84ZM93 6H91V8L93 7ZM120 6V7H119ZM119 7V8H118ZM133 7V6H132ZM132 7H131V10L133 11V9H132ZM144 8V9H142L141 10V8ZM1 8V7H0ZM7 8V7H6ZM210 8V7H209ZM87 9H89V10H91L90 8H88V6H87ZM126 9V10H125ZM85 10V8L82 10L83 12H82V15L84 16H82L81 15V21L82 22H84L83 24H86L88 21H89V18H92L91 16H93V13L92 14H90V13H85V12H89V10H87V11H84ZM161 10V11H160ZM109 11V10H108ZM123 11V12H124ZM118 12V13H119ZM133 12V13H134ZM206 12V16L204 15V13ZM135 15V14H134ZM202 15L203 16H205V17H203L202 18ZM80 18H78V20L77 21H79V19ZM201 18V19H200ZM55 19V18H54ZM60 19L61 18H59V19H57V20H55L57 23H58V20H59V22H60ZM72 19V18H71ZM75 19V18H74ZM73 19V20H74ZM164 19H166V20H164ZM9 20H11V19H9ZM8 20V22H10ZM53 20V19H52ZM88 20V21H87ZM91 20V19H90ZM190 20L191 21H193L194 20V22H196V23H194V22H192V24H190ZM198 20H200L199 22H198ZM54 21V20H53ZM54 21V24L56 23ZM74 21H76V20H74ZM81 21H80V23H78L79 25L81 24ZM85 21H87L86 23H85ZM148 21V20H147ZM218 21V20H217ZM6 22H7V20H6ZM73 22V21H72ZM130 22V21H129ZM129 22H128V24H127V22L125 23V24H123V26H121V28L123 29V28H126L127 27V29H128V27H129ZM189 22V23H188ZM198 22V23H197ZM51 23H53V22H50L49 24H51ZM73 23H76V22H73ZM73 23H70L71 25H73ZM147 23V22H146ZM164 23H162L163 25H164ZM217 23V22H216ZM215 23V24H216ZM53 24V25H54ZM78 24H75V25H77L78 26ZM83 24H82V28L81 27H79V28H77V30L78 29H83V28H85V30L83 29V31H86V35L85 36H83L82 37V32L81 33H79V31H78V33L77 32H70L69 33V31H68V36H69V34H70V37H71V35H73V34H78V35H81L80 37H81V40L79 41H77V44H78V42L80 43L78 46H76V51L75 52H72V54H69V55H67V56H60L58 53L59 52H57V49L55 50V48H57L58 47V49H59V46H63V45H61V44H59V46L57 45L56 46V44L57 43H62L61 41H59V42H55V40H56V38L55 37H53L52 35H50V36H52V38H55V40H53V39H51V37L50 36H48L50 33H52V31L50 32L49 31V34H47L46 35V37L48 36L49 38H50V40H52V43L53 42H55L54 44H55V47L54 46H52L51 44H49L48 45V41H50V40H48L49 38H44V40H45V42H46V40H47V44L46 45H48V47H49V49H47V46L43 43V47H45L46 48V51H45V49L43 48V53H42V55H40V56H47V55H45L46 53H44V52H51V49L53 48V50H52V52H51V54H56V52H57V56L58 57H55L56 55H54L53 54V56L51 55V54H49L50 56H52L51 58H53L54 59V61L52 62V65H51V61H52V59L50 58V56H47V57H45V58H48L49 57V59H51V61L49 60V61H47V62H49L50 63V65H51V67H50V65H49V67L52 69L53 67H55V70L57 71V69H59L60 71V73H56V74H60L59 76L61 77L62 76V74L64 75V77H62L61 78V80H63V78H64V80L60 83V84H62V85H58L60 88H61V86L63 87V91L61 92V90L59 89H56L57 87H55V91L56 92H53V94H51L50 95V102H56L57 103V107H54V106H56V103L54 104V103H52L54 106V109L52 108V110H49V112H47V113H41L42 115H41V118H40V120L38 121V119H37V121L38 122H36L35 124H36V128H40V127H47L48 128V130H49V136L47 137V139H48V141L46 140V142H48V143H50V144H48L49 146L47 147V148H45L46 150H43V151H41V152H39L38 150H37V147H34L33 148V146H32V148L31 149H29L28 147L26 148V149H28L27 151H26V149H24V150H19V148L20 147H15V148H17L18 149V152H20V151H22V152H20V153H23L24 151H26V153H23V154H19V153H16L17 152V149L14 151L13 150V148H14V146L17 144H15L14 142V140H13V142H11V143H14L15 145H12V152H11V150L8 148V146L6 147V149H9V154H8V151H6L5 152V149L3 148V150H4V154L6 155V156H2V155H0V168H1V164H4L5 166H9V164L11 163V166H9L10 168H12L13 166L12 165H14V163H15V161H18L19 163H20V161H19V159L22 161L23 159L25 160V161H27V162H23V164H25L26 163V165H29L30 166V168H31V170H32V168L34 167L35 169L34 170H38V175L40 174V170H43V169H45V168H47V169H49L50 167L52 168V166H56L57 165V163H58V167L60 166L59 164H60V162L62 161V159H60V158H62L61 157V153H60V149H61V146L64 144V142L66 141V140H68V139H71L72 141L73 140H75V145H76V142H77V144H80V147H81V143H83L84 144V142L85 141H87L88 140V138H89V141H88V143L90 142V138H92V140H93V143H99L100 142V144L102 143V142H104L105 140H107L106 138H105V136H104V133H105V131H107V128L109 129V127L111 126L110 124L107 126V128L106 129H104L105 131L103 132V131H101L99 128H101L100 126H99V124H98V122L100 121L99 120V117H101L102 115L103 116H105V115H109L108 117L109 118H106L107 116H105V118H106V120H109L110 119V114L112 113V115H114L115 114V112L111 109L112 107H109V105L111 104V103H109V101H107V99H106V97H107V94H108V92H110L111 91V89H115L118 85V82L120 83V84H127V86L129 87V88H127V90L125 89L124 91H126V92H128L127 94H129V89H130V86L128 85V82L126 83V81H128V79L129 78H131L132 77V75H134V74H132V71L130 70V66L132 65V64H134L133 62H132V64H131V61L127 58V57H125V58H123V59H121V60H118L117 58V56H113V54L115 55V53H113V54H111V53H109L110 52V50H111V48H114V45H115V43L114 44H112L113 46H111L110 47V43L108 44L109 45V48H110V50H109V54L107 55V53H105L106 55H107V57H106V60L104 61V62H102L101 60H100V58H102L103 56H106L105 54H103V56L102 55H100V53H98L97 55H99V56H102V57H100V58H98V56L96 57V56H94L93 55V53L94 52H92V50H93V48L91 47L92 45H90L91 43L90 42H92V41H90V40H94V39H92L93 38V36H95V37H97L96 35L98 34V33H100V28H94L93 26H92V24H91V26L92 27H89V25L88 24H90V23H87L86 24V26L84 27L83 26ZM156 24V23H155ZM162 24H159L158 25V28L160 29V33H162L161 35H167L168 33H169V29L167 28V26H161ZM56 25V24H55ZM54 25V26H55ZM124 25H125V27H124ZM126 25H128V26H126ZM151 25V24H150ZM200 25H201V27H200ZM208 25V26H207ZM214 25V24H213ZM54 26L52 27V30H54L53 28H54ZM153 26V25H152ZM97 27H100V26H97ZM70 28V27H69ZM75 28V27H74ZM102 28H103V26H102ZM141 28V27H140ZM138 28L137 30H136V32L138 33H140V32H142L143 31V29L141 28ZM156 27H153V29H155ZM179 28H181V29H179ZM201 28V29H200ZM76 29V28H75ZM98 29H100V30H98ZM120 29V28H119ZM119 29H117V30H119ZM126 29V30H127ZM150 28H145V30H149ZM198 29V30H197ZM207 31H206V30ZM15 30H17V29H15ZM74 30V29H73ZM125 30V29H124ZM128 30H130V29H128ZM151 30V29H150ZM199 30H202L203 32H200V34H199ZM10 31H11V29L9 30V33H8V31H7V34L9 35H12L14 32H12V34L10 33ZM13 31V30H12ZM18 31V30H17ZM16 31V32H17ZM76 31V30H75ZM101 31H103V29L101 30ZM177 31H175V32H177ZM186 31H188V34H187V32ZM197 31H198V33H197ZM15 32V33H16ZM121 32V31H120ZM120 32H118V34L114 37L115 39H117L118 37L117 36H119L120 35ZM123 32H125V31H123ZM121 33V35H122V37L121 38H119L118 40H123V39H126V38H123V34L124 33ZM146 32V31H145ZM148 32V31H147ZM153 31H151V33H152ZM158 32V33H159ZM183 32V33H184ZM54 33V32H53ZM154 33V32H153ZM152 33V34H153ZM156 33H157V31H156ZM155 34V36L156 35H160V34ZM6 34V33H5ZM126 34V33H125ZM125 34H124V36H125ZM128 34H130V31H129V33ZM127 34V39H129V37L130 36H132L131 37V39H133V38H135L134 36H133V34L132 35H128ZM177 34V33H176ZM214 34H217L216 35V37H215V35ZM120 35V36H121ZM143 35H145V34H143ZM148 35H149V32H148ZM147 35V36H148ZM170 35V34H169ZM169 35H167V36H169ZM55 36V35H54ZM67 36V37H68ZM75 36V35H74ZM119 36V37H120ZM129 36V37H128ZM153 36H154V34H153ZM152 36V37H153ZM155 36H154V39H156L157 38V36H156V38H155ZM179 36V35H178ZM70 37H68V39L70 40V39H72V37L70 38ZM94 37V38H95ZM181 37V36H180ZM61 38V37H60ZM74 38V37H73ZM78 38H79V36H78ZM137 38H138V36H137ZM159 38H162V36H158V40L156 39L155 40V42H157V41H161V40H159ZM187 38V39H186ZM68 39H67V41H68ZM75 39H77L76 38V36H75ZM123 40V41H129L128 43H129V45L125 42H123L124 44H126L125 46L126 47H130V45L132 44V41L131 40ZM139 39V38H138ZM66 40V39H65ZM73 40V39H72ZM71 40V42L73 43V41H76V40H73L72 41ZM134 40V39H133ZM152 40H153V38H152ZM183 42H182V41ZM187 40V41H186ZM206 40H208L210 43H209V46H208V43H207V41ZM62 41H64V39H62ZM201 41V40H200ZM200 41H199V43H200ZM116 42V41H115ZM135 42H137V41H135L134 40V44H135V46H134V48L136 47V44L138 43V42H140L139 40H138V42L137 43H135ZM152 42H154V41H152ZM178 42V41H177ZM212 42H214V45H213V43ZM51 43V42H50ZM65 43H67V42H65ZM65 43H64V45H65ZM70 43V41L68 42V44ZM75 43V42H74ZM90 43V44H89ZM143 42H140V46H141V44H142ZM178 43V45H177V47H179L180 46V44ZM53 44V45H54ZM89 44V45H88ZM100 44V43H99ZM98 44V45H99ZM104 43H102V45H103ZM177 44V43H176ZM260 44H262L261 46H260ZM51 45V46H50ZM76 45V44H75ZM105 45L106 44H104L103 46H104V48H105ZM121 45V44H120ZM139 45V44H138ZM137 45V46H138ZM185 45H186V47H185ZM188 45V46H187ZM194 45V46H193ZM211 45V46H210ZM103 46H101L102 48H103ZM107 46V45H106ZM124 46V47H125ZM181 46L183 47V48H186L187 50H190V49H188L190 46H189V44L188 43H185V44H181ZM180 46V47H181ZM204 46V47H203ZM213 46V47H212ZM100 47V46H99ZM123 47V48H124ZM127 48V50H126V52H128L129 50V53H127V55H129V56H131V60H133L132 59V56H133V54H131V53H133V47L132 48ZM256 47H257V49H256ZM262 47V48H261ZM37 48V47H36ZM51 48V49H50ZM103 48V49H104ZM117 48V47H116ZM191 48V49H192ZM260 48V49H259ZM34 49H35V47H34ZM103 49H102V51H103ZM107 49V48H106ZM181 49V48H180ZM49 50V51H48ZM114 50V49H113ZM132 50V51H131ZM185 49H183V51H184ZM187 50H185V51H187ZM259 50V51H258ZM261 50V51H260ZM35 51V50H34ZM54 51V52H53ZM59 51V50H58ZM105 51V50H104ZM125 51V50H124ZM209 51H210V53H209ZM257 51V52H256ZM35 52H37V49H36V51ZM35 52L34 53H32L33 55L30 57L32 60H34L35 58L33 57V56H36L37 54H35ZM49 52V53H50ZM100 52H101V50H100ZM105 52H107V50L105 51ZM112 52V51H111ZM114 52H115V50H114ZM131 52V53H130ZM192 52H191V55H194V54H192ZM207 53H209V54H207ZM1 54V53H0ZM4 54V53H3ZM3 54H1V55H3ZM6 54V53H5ZM4 54V55H5ZM35 54V55H34ZM44 54V55H43ZM94 54H96V53H94ZM189 54H190V51H189ZM216 54V55H215ZM261 54V55H260ZM3 55V56H4ZM112 55V56H111ZM189 56V58L190 57H192V56ZM37 56H39V55H37ZM36 56V58L37 59H35L36 61H38V62H41V63H44V62H46V61H43L42 62V60L44 59V57H42L41 59H38L39 57H37ZM126 56V55H125ZM139 56V55H138ZM195 56H197V55H195ZM214 56H216V59H214ZM33 57V58H32ZM96 57V58H95ZM188 57V56H187ZM134 58V57H133ZM206 58V59H205ZM94 59V60H93ZM97 59V60H96ZM135 60H136V58H134ZM202 59V58H201ZM212 59V60H211ZM30 60V59H29ZM31 60V61H32ZM47 60V59H46ZM135 60H133L134 62H138L137 60L135 61ZM145 60V59H144ZM214 60V61H213ZM36 61H34V63L37 65V63H36ZM163 61H164V59H163ZM162 61V62H163ZM212 62V63H215L214 64V66H212L213 64L212 63H210V62ZM47 62H46V64H47ZM161 62V63H162ZM184 62H186V61H184ZM204 62V61H203ZM32 63H33V61H32ZM41 63H38V64H41ZM48 63V64H49ZM53 63H54V65L55 66H53ZM172 63H175L174 61L172 62ZM217 63H218V61H217ZM182 64H184L185 65V63H182ZM207 64V67L206 66H204V65H206ZM209 64V65H208ZM212 64V65H211ZM32 65V64H31ZM144 64H142V66H143ZM150 65V64H149ZM160 65V64H159ZM175 65H178L179 66V63L178 62H176L175 63ZM187 65H188V61H187ZM211 65V66H210ZM7 68H8V66L7 65H5ZM4 66V67H5ZM135 66V65H134ZM151 66V65H150ZM154 66H156V65H153V66H151L150 68H153V69H156L157 68V70L159 71V70H161L162 71V69H164L163 71H166V68H167V66H165V65H162V66H160V67H154ZM189 66V65H188ZM24 67V66H23ZM35 67V66H34ZM37 67V66H36ZM166 67V68H165ZM198 67H200V66H198ZM198 67H195L196 69L198 68ZM202 67H200V68H202ZM103 68H105L106 69V72L107 71H110V72H112V71H114V75H116L115 76V78L113 77V75H111L110 73H108V75L107 76H109V75H111L110 77H107L109 80H107L108 82L107 83H109V82H111V83H109V85L108 84H106V82H103L104 80L106 81V77H104V76H102V74H104V73H100L101 72V70L103 69ZM138 68V69H137ZM136 69L137 70H139L140 69V67L138 66ZM146 68H147V66H146ZM140 69L141 70V72H143L144 74L146 73V70L147 69ZM150 68H148V69H150ZM160 68V69H159ZM195 68H190V74H189V78L191 79L192 77L194 78H196V77H198L199 75L197 74H195V70H193V69H195ZM199 68V69H200ZM218 68H220V69H218ZM258 68V70H256ZM259 68H260V72L258 73V71H259ZM20 69V68H19ZM51 69H49L51 72L50 73H52V72H56L55 70H54V68H53V71L51 70ZM134 69V68H133ZM199 69H197V71H199ZM203 69V68H202ZM139 70V71H140ZM143 70V71H142ZM145 70V71H144ZM192 70V71H191ZM215 70L217 71V72H215ZM129 71H131L130 73H129ZM135 71V70H134ZM138 71V72H139ZM201 71V70H200ZM255 71V72H254ZM49 72V71H48ZM62 72V73H61ZM104 72V71H103ZM138 72H136V74L138 73ZM215 72V73H214ZM123 73V74H122ZM140 73V72H139ZM191 73H193V74H191ZM201 73V72H200ZM199 73V74H200ZM46 74H47V72H46ZM45 74V75H46ZM98 74V75H97ZM99 74H101V77L102 78H100V76H99ZM136 74L133 76V78L132 79H136V80H138V79H140V78H136L137 76H136ZM144 74H137L138 75V77H143V75ZM161 73H159V75H160ZM164 74V73H163ZM203 74V72L200 74V76ZM232 74L234 75V74H236L235 75V79H233L234 77L232 76ZM44 75V76H45ZM48 75V77L50 78V75H49V73L47 74ZM191 75V76H190ZM193 75V76H192ZM195 75V76H194ZM204 75V74H203ZM162 76V75H161ZM199 76V77H200ZM205 76H202V77H205ZM212 76V77H213ZM106 78V79H104V78ZM113 77V78H112ZM135 77V78H134ZM145 77V76H144ZM143 77V78H144ZM163 77V76H162ZM188 77V76H187ZM96 78H98V79H100V80H102V79H104V80H102V82L103 83H105L106 85H102L101 86V84L100 83H98L97 81H99L98 79H97V81H96ZM201 78V77H200ZM199 78V79H200ZM45 79H47V76H46V78ZM111 79H113L114 81H112ZM201 79H203V78H201ZM201 79L200 80H198V78H196V80H197V82L195 81V83H197L198 85H199V82H201ZM205 79V78H204ZM257 79V81H255ZM60 80V81H61ZM130 80V79H129ZM194 80V79H193ZM206 80V79H205ZM204 80V81H205ZM46 81V80H45ZM48 81H49V79H48ZM48 81H46V83H48ZM134 81V80H133ZM133 81H131V83H130V85L131 84H133V83H135V82H133ZM192 81V80H191ZM208 81V84L210 85L214 80L212 79V81L211 80H207ZM207 81H205L206 83H207ZM209 81L211 82V83H209ZM232 81H233V83L235 84V87L237 88V90H235V88H233L234 90H235V92H233L234 90H232ZM238 81V82H237ZM252 81H254V82H252ZM193 82V81H192ZM215 82H213V83H215ZM115 83H116V85H115ZM136 83H137V81H136ZM194 83V82H193ZM192 83V84H193ZM237 83V84H236ZM239 83V84H238ZM183 84V83H182ZM196 84V85H197ZM64 85V86H63ZM115 85V86H114ZM135 85V84H134ZM184 86H185V83L183 84ZM186 85H188V83L186 84ZM195 85V86H196ZM205 85H207V84H205ZM205 85H204V87H205ZM209 85H207L209 88H211ZM213 86H215V84H212ZM211 85V86H212ZM123 86V85H122ZM121 85H119L118 87H122ZM127 86H125V87H127ZM133 85H131V90L132 89H134V90H132V92L134 91V93H135V91H136V93L138 94V92L141 90L142 91V88L138 85L137 86V88H138V91H137V89H136V87H132ZM183 86V87H184ZM192 86H194V85H192ZM213 86H212V88H213ZM239 86V87H238ZM118 87H117V89H118ZM124 87V86H123ZM122 87V88H123ZM124 87V88H125ZM187 87V86H186ZM202 88V85L201 86H199V88ZM208 87H207V89H208ZM121 88V89H122ZM123 88V89H124ZM141 88V89H140ZM211 88V89H212ZM216 88V87H215ZM136 89V90H135ZM214 89V88H213ZM216 89V90H217ZM116 90V89H115ZM119 91H120V88L118 89ZM118 90H116V91H118ZM130 90V91H131ZM170 90H171V88H170ZM176 90V89H175ZM204 89H202V91H203ZM209 90V89H208ZM239 90H238V92H239ZM59 92V94H58V92ZM118 91V92H119ZM172 91V90H171ZM177 91V90H176ZM207 91V90H206ZM214 91V90H213ZM121 92H122V95H124V94H126V92H124L123 93V90H121ZM211 92V91H210ZM238 92H237V96L239 97V94H238ZM54 94H56V95H54ZM126 94V95H127ZM201 94H202V92H201ZM207 94H209V92L207 93ZM211 94V93H210ZM126 95H125V97H126ZM146 95H148V94H146ZM175 95V94H174ZM204 95L205 94H203V97H204ZM220 95H218V96H220ZM120 96V95H119ZM176 96V95H175ZM175 96L173 97V98H175ZM190 96H192L193 97V95H189L188 96V99L190 98ZM196 96V95H195ZM198 97L197 98H199V95H197ZM207 96V95H206ZM212 96H214V95H212ZM215 96H217V95H215ZM218 96L217 97H215V98H218ZM241 96V95H240ZM124 97V98H125ZM187 98V97H186ZM195 98V97H194ZM207 98H209V96L207 97ZM220 98V97H219ZM240 98H242V97H240ZM176 100V99H175ZM187 100V99H186ZM219 100V99H218ZM114 101V100H113ZM200 101H201V99H200ZM199 101V102H200ZM221 101V100H220ZM247 101V100H246ZM254 101V100H253ZM139 101H134L133 103L132 102H130V104H129V102H127L128 103V105H126L128 108H129V111H133V108H134V111H133V114L135 113V112H139V113H136V114H140L141 115V113L140 112H142V111H140V110H142V108H139V106H138V109H136V107H133V105H135L136 104V106H137V103H138ZM206 102H208V101H206ZM216 102V101H215ZM219 102V101H218ZM133 105H132V104ZM135 103V104H134ZM185 103H187L186 101H185ZM194 103V102H193ZM201 103H203V101L201 102ZM209 103V102H208ZM253 103V102H252ZM126 104V103H125ZM188 104V103H187ZM186 104V105H187ZM213 104H215V103H213ZM218 104V105H219ZM221 104V105H222ZM130 105V106H129ZM132 105V106H131ZM175 105H177V104H175ZM192 105V104H191ZM111 106V105H110ZM181 106H182V104H181ZM184 106H185V104H184ZM183 106V107H184ZM188 106V105H187ZM195 106V105H194ZM217 105L215 104V107H216ZM247 106H249V105H247ZM123 107V106H122ZM133 107V108H132ZM140 107H143V106H140ZM175 107H177V106H175ZM190 107V106H189ZM192 107V106H191ZM211 107V106H210ZM209 107V108H210ZM213 107H214V105H213ZM212 107V108H213ZM214 107V108H215ZM126 108V107H125ZM145 108H146V106H145ZM181 108V107H180ZM185 108V107H184ZM206 108V107H205ZM227 108V107H226ZM226 108H224V110H227ZM140 109V110H139ZM187 109V108H186ZM191 109V108H190ZM189 109V110H190ZM203 109V108H202ZM228 109H231L230 107H228ZM135 110H138V111H135ZM217 110H221L222 111V106L220 107V105H219V107H217ZM146 111H147V109H146ZM151 111V110H150ZM193 111V110H192ZM212 111V110H211ZM214 111L216 112V108L214 109ZM114 112V113H113ZM207 112V111H206ZM209 112V111H208ZM213 112V111H212ZM195 113V112H194ZM217 113H221V112H217ZM225 113V112H224ZM132 114V115H133ZM149 114H150V112H149ZM186 114V113H185ZM205 114H207V113H205ZM223 114V113H222ZM257 114H254V115H257ZM116 115V114H115ZM115 115L114 116H112L113 118H115ZM135 115V114H134ZM146 115V116H145ZM145 115H143V117H144V119H145V117L147 118V113L145 114ZM253 115V114H252ZM117 116V115H116ZM136 116V115H135ZM202 116H203V114H202ZM201 116V117H202ZM226 116H228V115H226ZM98 117V122L96 121L95 123H97L96 125H94V120L96 119ZM134 117V116H133ZM138 115H137V118L136 119H138ZM194 117V116H193ZM193 117H191V118H193ZM203 117H205V115L203 116ZM217 117H220V119H221V116H217ZM250 117V116H249ZM254 118H255V116H253ZM258 117H260V116H258ZM257 117V118H258ZM117 118V117H116ZM212 118V117H211ZM222 118H223V116H222ZM225 118H227V117H225ZM129 119V118H128ZM162 119V118H161ZM194 119V118H193ZM224 119V118H223ZM223 119H221V120H223ZM106 120H104L105 122H106ZM139 120H142V119H139ZM149 120V119H148ZM192 119H190V121H191ZM205 120V119H204ZM215 120V119H214ZM131 122L133 121L132 119L130 120ZM146 121V120H145ZM153 121V120H152ZM203 121V120H202ZM206 121V120H205ZM209 121H212L213 122V120H209ZM246 121H248L247 119H246ZM103 122V121H102ZM134 122H136L135 120H134ZM215 122H217V120H215ZM214 122V123H215ZM221 122V121H220ZM113 123V122H112ZM129 123V122H128ZM137 123V122H136ZM143 123V122H142ZM201 123V122H200ZM203 123V122H202ZM218 123H219V120H218ZM248 123V122H247ZM247 123H245V127L247 126L246 124ZM140 123H139V121H138V125H139ZM190 123H188V125H189ZM205 124V123H204ZM210 127H211V124H210V122H208L207 123ZM243 124V123H242ZM251 124V123H250ZM250 124H248V125H250ZM141 125H143V124H141ZM196 125V124H195ZM207 125V126H208ZM214 124H212V126H213ZM239 126H238V129L240 128V125H241V123L240 124H238ZM252 126H253V124H251ZM257 125V124H256ZM96 126L98 127L99 126V128L97 129V130H99V131H101L102 132V134H100V132L99 131H97V130H95L96 129ZM101 126H102V128L101 129H103V125H102V123H101ZM200 126V124L198 125V127ZM209 126L207 127V128H209ZM216 126H218V125H214V128H216ZM220 126V125H219ZM252 126H247L246 128V131L244 130V129H241V128H243V127H241L240 128V130L242 131V130H244L245 132H247V133H252L251 131H250V129H249V127L251 128ZM105 127V126H104ZM113 127V126H112ZM194 127V126H193ZM201 127H202V129L204 130L203 132H206L207 133V128H206V130H205V128H203V125H201ZM262 127V126H261ZM184 128V127H183ZM186 128V127H185ZM189 128V127H188ZM194 128H196V127H194ZM213 128V129H214ZM33 129H34V127H33ZM190 129H192V127L190 128ZM175 130V129H174ZM177 130V129H176ZM194 130H196V129H194ZM198 130L200 131L201 129H199V128H197V132H198ZM237 130V129H236ZM240 130L238 131V132H240ZM249 130V131H248ZM255 130V129H254ZM29 131V133L31 134V130H28ZM96 131V133L97 134H99V135H101L104 139H100L101 138V136L98 138L99 139V141L97 142V140H95L94 141V138L95 139H97L96 138V136L94 137V135H95V132ZM108 131H111V130H108ZM107 131V132H108ZM209 131H210V128H209ZM244 131H242V134L244 133ZM27 132V131H26ZM106 132V133H107ZM176 132H178V130L176 131ZM185 132H187V131H185ZM196 132V131H195ZM257 132V131H256ZM105 133V134H106ZM109 133V132H108ZM173 133V134H172ZM179 133V132H178ZM178 133H174V132H168V134H172V136L170 135V137L171 138H174L173 140L170 138V140H171V142L170 143H173V145H172V147L170 148H168V149H170V153L172 154V155H174V154H176V151H179L180 149L182 150H184L185 152H186V154H187V151L186 150H188L187 148H186V150L184 149V148H182L183 147V145H185V143L187 144V142H185L184 143V139L182 140V142H181V144L180 143H178L179 142V140L178 139H181L180 138V134H179V136H176V135H178ZM188 133H189V131H188ZM194 133V132H193ZM206 133H203V135L204 134H206ZM220 133V132H219ZM246 133V134H247ZM28 134V133H27ZM33 134V133H32ZM32 134H31V136H32ZM96 134V135H97ZM166 134V133H165ZM174 134H176V135H174ZM201 134H202V131H201ZM245 133H244V135H242V137L243 136H246V137H248L247 135H246ZM23 135L24 134H22V136L21 137H23ZM98 135V136H99ZM112 135V134H111ZM110 135V136H111ZM174 135V136H173ZM184 135V134H183ZM182 135V136H183ZM187 135V134H186ZM210 135V134H209ZM208 134L207 135H205L206 137L207 136H209ZM238 135V134H237ZM241 135V134H240ZM240 135H238L239 137H240ZM259 135H261V138H259L260 136H258V138H259V143L260 144H257V145H254V146H252V147H248V145H250L248 142H251L249 139H251L252 140V138H249V139H247V141L245 142V144L247 143V145H243V143L242 144H240L241 146H244L245 147V151H244V153L241 155V156H247L248 155V157L250 156V155H255V156H257L256 158H252L251 156V158H252V160H254L255 161V163L257 162V161H260V163H259V165H256L255 163V165H256V167L258 168V166H259V168H258V171H263L264 172V169H261V170H259L262 166L260 165V164H262L263 165V163H264V161L263 160H261L262 158H264V138H263V136H264V128H260L259 129ZM165 136V135H164ZM167 136V135H166ZM169 136V135H168ZM167 136V137H168ZM176 136V137H175ZM181 136V137H182ZM200 136V135H199ZM204 136V137H205ZM228 136V135H227ZM20 137V139H23V138H21ZM94 137V138H93ZM140 137V136H139ZM177 137H178V139H177ZM192 137H193V135H192ZM196 137V136H195ZM220 137H222V136H220ZM224 137V136H223ZM222 137V138H223ZM238 137V138H239ZM245 137V138H246ZM110 139H112V137H109ZM108 138V140H110ZM166 138V137H165ZM183 138V137H182ZM203 138V137H202ZM202 138H201V140H202ZM18 140V138H17V140H18V144H20V141H22V140ZM45 139V138H44ZM138 139V138H137ZM162 139H164V138H162ZM168 139H169V137H168ZM167 138H166V140H168ZM176 139V140H175ZM200 139V138H199ZM218 140L220 139V138H217ZM244 139V138H243ZM262 139V140H261ZM16 140V141H17ZM26 140L27 139H25V142H26ZM102 142H101V141ZM107 140V143H106V141H105V143H104V145L105 144H107L108 145V143H110V141H112V140H110V141H108ZM136 140V139H135ZM165 140V141H166ZM169 140V141H170ZM178 140V141H177ZM196 141H199V142H201L200 140H198V139H195ZM222 140V139H221ZM223 140H225L224 138H223ZM44 141V140H43ZM164 141V140H163ZM162 141V143L161 144H158V146L159 145H161L162 147H163V145L162 144H164L165 145V143ZM173 141V142H172ZM175 141V142H174ZM177 141V142H176ZM211 141H213V140H211ZM225 141H227V140H225ZM254 142H255V139L253 140ZM260 141H262V142H260ZM24 141H22V143H23ZM190 142V141H189ZM194 142V141H193ZM193 142H191V143H193ZM199 142H197V143H199ZM203 142V141H202ZM205 142V141H204ZM216 142V141H215ZM218 142V141H217ZM221 142V141H220ZM243 142H244V140H243ZM86 143V142H85ZM88 143H86V145L83 147V148H81V150H80V147L78 146V145H76L77 147H78V149L80 150V151H82V154L84 155V156H88V154H89V152H91L90 150H92L93 151V153H95V155H96V152H94L95 150H94V148H92L91 149V146H93V145H91V144H93L92 142H90L89 144ZM96 143L94 144L95 146H96ZM184 143V144H183ZM224 143H226V142H224ZM223 143V145L222 146H224V145H226V144H224ZM229 143V142H228ZM237 143H239V142H237ZM17 144V145H18ZM42 144H43V142H42ZM44 144H45V142H44ZM43 144V145H44ZM47 144V143H46ZM46 144H45V146H46ZM82 144V145H83ZM89 146H88V145ZM100 144H98L97 145V147L98 148H96V151H97V154H99L101 151L103 152V151H106L108 148H111L110 147V145L111 144H109L107 147L108 148H106L104 145H102V149H101V147H99V146H101ZM119 144V143H118ZM121 144H123V142L121 143ZM168 143L166 142V145H167ZM183 144V145H182ZM190 144V143H189ZM196 144V143H195ZM200 144V143H199ZM204 144V143H203ZM203 144H201V145H203ZM206 144V143H205ZM213 144H216V143H213ZM212 144V145H213ZM16 145V146H17ZM120 145V144H119ZM119 145H117V147L119 146ZM125 145V144H124ZM153 145V144H152ZM152 145H151V147H152ZM171 145V144H170ZM198 145V144H197ZM228 145V144H227ZM20 146H21V144H20ZM86 146H88V147H90V148H88V149H90L89 150V152L88 151H86L85 153H84V151H83V149H86V150H88L87 148H86ZM123 146V145H122ZM158 146H156V149H157V147ZM160 146V147H161ZM187 146V145H186ZM219 146V145H218ZM233 147V145H231V144H229L228 145V147ZM105 147V148H104ZM154 147V146H153ZM153 147L151 148V150L149 149L150 148V146L148 147V150H150V151H153ZM162 147L161 148H159V149H161L162 150ZM185 147V146H184ZM194 147V146H193ZM192 147V148H193ZM197 147L198 146H196V149H197ZM199 147H201V146H199ZM204 147V146H203ZM208 148V150H209V146H207ZM213 147V146H212ZM226 146H224V148H225ZM244 147H242V148H244ZM248 147V148H247ZM1 148V147H0ZM14 148V149H15ZM103 148L105 149V150H103ZM119 148V147H118ZM155 148V147H154ZM227 148V147H226ZM235 148V147H234ZM247 148V149H246ZM73 148H71V150H72ZM97 149H99V150H97ZM101 149V150H100ZM156 149H154V151H157ZM167 149V148H166ZM205 149V148H204ZM203 149V154H202V152H201V154L203 155V156H205V155H208V156H210V157H206V158H208V159H210V158H213V159H217V158H219L220 157V159L222 158V157H224L223 156V154L224 153H222L221 154V152H220V150L222 151V152H224L223 150H225V149H223V147L221 148H219L220 150H218V148H216L218 151L216 152V151H214V153L212 152L213 150H214V148H213V150H209V151H207V149L206 150H204ZM215 149V150H216ZM223 149V150H222ZM229 149V148H228ZM231 149H233V148H230V151H231ZM236 149V148H235ZM234 149V150H235ZM239 148H237V150H238ZM1 150H2V148H1ZM147 150V151H148ZM190 150H192L193 151V149H189V151ZM99 151V152H98ZM128 151V150H127ZM150 151L148 152V153H150ZM153 151V152H154ZM166 151V150H165ZM183 151V152H184ZM201 151V150H200ZM205 151H207V153L205 152ZM10 152H11V154H10ZM14 152V153H13ZM88 152V153H87ZM118 152H120V150L118 151ZM130 152V151H129ZM164 152V151H163ZM167 152H169V151H167ZM167 152L165 153V155L167 154ZM204 152H205V155H204ZM237 152V151H236ZM0 153L2 154V151H0ZM124 153H127V152H124ZM152 153V152H151ZM150 153V154H151ZM169 153V154H170ZM177 153H179V155H180V151L179 152H177ZM198 153V152H197ZM196 153V154H197ZM18 154V155H17ZM63 154V153H62ZM85 154H87V155H85ZM91 154V153H90ZM101 154H104V156L106 155L105 154V152L104 153H101ZM101 154H99V155H97V157L99 158V156L101 155ZM130 155L132 154V153H129ZM189 154H190V152H189ZM189 154H187L188 156H190ZM200 153H199V155H201ZM210 154H212V156L213 157H211V155ZM216 154V155H215ZM218 154V155H217ZM222 156H221V155ZM233 154V153H232ZM236 154V153H235ZM65 155V154H64ZM95 155H93V156H95ZM120 155H121V153H120ZM120 155H118L117 154V157H119ZM134 155H136V154H134ZM147 155V154H146ZM168 155V154H167ZM182 155V154H181ZM194 155H195V153H194ZM194 155H193V157H194ZM198 155V156H199ZM217 156V157H215V156ZM220 155V156H219ZM91 156V155H90ZM103 156V157H104ZM127 156V155H126ZM125 156V157H126ZM133 156V155H132ZM178 156V155H177ZM184 156L185 157H183V155H182V157L185 159L186 158V155H185V153H184ZM187 156V157H188ZM198 156L196 155V158H198ZM219 156V157H218ZM227 157H229V156H232L233 157V155H230L229 154V156L228 155H226ZM234 156H237V155H234ZM67 157V156H66ZM96 157V158H97ZM101 157V156H100ZM107 157V156H106ZM148 157H150V156H147V162H148ZM168 157H171V155L170 156H168ZM201 158H202V156H200ZM226 157V158H227ZM232 157H229L230 159L232 158ZM248 157H246V160L247 159H249L250 160V158H248ZM258 157L260 158L259 160H257L258 159ZM26 158L28 159V160H26ZM97 158V159H98ZM180 158V157H179ZM178 157H175V156H173V157H171V159H173V160H171L170 159V162L172 161V164H169L171 167H172V169H173V165H176L177 167H178V165L179 164H181V161L183 162L184 160H180ZM191 158V157H190ZM204 158V157H203ZM202 158V159H203ZM206 158H205V160H206ZM18 159V160H17ZM61 161H60V160ZM68 159V158H67ZM93 159V158H92ZM101 159V158H100ZM120 159V158H119ZM123 159V158H122ZM131 159V158H130ZM151 159V158H150ZM189 159V158H188ZM187 159V160H188ZM199 159V158H198ZM196 160L197 162H194V164L195 163H198L199 162V160H201V159H199V160ZM207 159V161L209 162V160ZM220 159H217V161L219 160L220 161ZM234 159V158H233ZM242 159V162L244 161V159L245 158H241ZM69 160V159H68ZM121 160V159H120ZM120 160L119 161H117L116 160V163H114L115 164V166L116 167H118L119 169H120ZM133 160V159H132ZM131 160V161H132ZM152 160H153V158L151 159V163H152ZM166 160H168V159H166ZM165 160V161H166ZM204 160V159H203ZM211 160V159H210ZM229 159L227 158V161H228ZM236 160V159H235ZM234 160V161H235ZM60 161V162H59ZM72 161V162H71ZM69 160V162L72 164L73 162H75V161H73V160ZM96 161V160H95ZM103 161H104V159H103ZM128 161V160H127ZM221 161H223V158L221 159ZM220 161V162H221ZM231 161V160H230ZM233 161V162H234ZM21 162V163H22ZM53 162H57L56 164L55 163H53ZM93 162V161H92ZM100 162V161H99ZM102 162V161H101ZM118 162H120V163H118ZM133 162V161H132ZM167 162H169V160L167 161ZM188 162V161H187ZM186 162V163H187ZM224 163L226 162V161H223ZM236 162V161H235ZM261 162H263V163H261ZM65 162L63 161V162H61V166L59 167V169L60 170H58L57 168V166L55 167V168H52V172H54L53 174H52V172H51V169H49L48 170V175H39L40 176V179L41 180H39V182L38 181H34V179L35 178H32V181H31V179L30 180H27L29 177H30V172H31V170H30V168H29V170H28V168H25L24 169V172L25 171H30L29 173V175L28 174H26V176H25V174L23 175L24 176V179H25V177H27L26 178V182L28 181H31V182H36L35 184H33L32 186H35V188H36V184H37V182H38V184H40V186H43V188H45L44 186H48V185H52L51 186V188H50V190H52L51 191V193H53L54 191H55V189H57L56 191H55V194H58L59 193V191H58V187H60L61 185H64V186H62L61 188H63L64 189V187L65 188H67V186H65V185H67V183L66 184H64L63 182H65V181H67V180H65V178H67V177H65L63 174H65V173H67V169H66V166H67V163H65ZM94 163V162H93ZM126 163V162H125ZM143 163V162H142ZM155 163V162H154ZM184 163H185V161H184ZM201 162H199V164H200ZM202 163H204V164H206V161H202ZM214 163V162H213ZM212 163V164H213ZM244 163V162H243ZM7 164V165H6ZM83 164V163H82ZM95 164V163H94ZM98 164V163H97ZM118 164V165H117ZM148 164H150V160H149V163ZM164 164V163H163ZM198 164V165H199ZM204 164H201V165H203L201 168H200V166L201 165H197V168L196 169H199L198 171H201L200 173H205L207 176H208V172L207 171H209V175H210V170L209 169H205L206 167L204 166ZM209 164V163H208ZM214 164H216V162L214 163ZM238 164H240V161H239V163L237 162V164H235L234 163V166L236 167H232L233 169H234V171H236L237 172V168H238ZM247 164H248V162H247ZM250 164H253V163H250ZM4 165L2 166V168L5 170L6 168H4ZM26 165H24L25 167H26ZM50 165H52V166H50ZM123 164H121V166H122ZM143 165V164H142ZM151 165H155V164H151ZM156 165H158V164H156ZM165 167H166V169H169V167L167 168V163H165ZM229 165H231V163H229ZM241 165V164H240ZM255 165H254V167H255ZM32 166V167H31ZM50 166V167H49ZM62 166H64V167H62ZM73 166V165H72ZM95 165H93V167H94ZM112 168H114L115 166H113V164L112 165H110ZM145 166V165H144ZM164 166V165H163ZM209 166V168L210 169H212L211 171H214L215 170V168H217V167H215V168H213L212 167V165L210 164V165H208ZM216 166V165H215ZM261 166V167H260ZM87 167V166H86ZM161 167V166H160ZM164 167V168H165ZM186 167H188V169H189V163H188V166L186 165H183V171L181 170L182 169V165H179V170L182 172V175L183 174H186L185 175V177L184 178H186L185 180H181V178L182 177H180V180L181 181H184L185 183H188L189 185H185V183H184V186H186V187H183V186H181V188H185L187 191L188 190H190V188H192L191 190H193L194 188H196V185L197 184H200V183H197L198 181H199V179L201 178V180H202V177H200L201 175H200V173L198 172L197 173V175H200L199 177H197L196 176V173H194L192 176H193V178H191L192 176H190L191 174H189V176H190V178L189 179H191L190 180V182L192 181V179H194V178H196L193 182H191V183H189L188 182V178L187 177H189L188 175H187V173L189 172V171H187L188 169L186 168ZM194 167V166H193ZM196 167V166H195ZM203 167H204V169L205 170H207V171H205V172H203V170H201V169H203ZM230 167V168H231ZM249 168H250V166H248ZM251 167H252V165H251ZM254 167H252V168H254ZM263 167H264V165H263ZM262 167V168H263ZM73 168V167H72ZM90 168H91V166H90ZM117 168V169H118ZM145 168V167H144ZM186 168V169H185ZM229 168V167H228ZM227 168V169H228ZM229 168V171L228 170H226L225 171V173H220V175L221 174H225L226 175V173H227V171H228V173H233V171L232 172H230V170H233V169H230ZM244 170L243 172H245L246 171V165H244V168H243V166H241L240 167V169L238 168V170H240V172L239 173H242V169ZM27 169V170H26ZM56 169H57V171H56ZM115 169V168H114ZM149 169H150V167H149ZM177 169V168H176ZM185 169V170H184ZM214 169V170H213ZM255 169V168H254ZM84 170V169H83ZM90 170V169H89ZM137 170H139V169H137ZM145 170V169H144ZM147 170H148V168H147ZM152 170H153V168H152ZM151 170V171H152ZM159 170V169H158ZM165 170V169H164ZM190 170H192L191 168H190ZM9 171V169H7V171H6V173ZM40 171V172H39ZM72 171H73V169H72ZM132 171V170H131ZM179 171V172H180ZM185 171L187 172V173H185ZM216 171V170H215ZM249 171V170H248ZM258 171H256L257 173H258V175H260L259 173H261V172H258ZM33 172V171H32ZM120 172V171H119ZM194 172V171H193ZM196 172V171H195ZM219 172V171H218ZM255 172V173H256ZM262 172V174L264 175V173ZM4 174H5V172H3ZM28 173V172H27ZM70 173V172H69ZM122 173H124V172H122ZM149 174H150V172H148ZM227 173V174H228ZM124 174H126V173H124ZM205 174H203L202 176H205ZM212 174H216V172L215 173H213L212 172ZM238 174V173H237ZM237 174H236V176H237ZM261 174V175H262ZM1 176V178L0 179H3L2 178V174H0ZM28 175V176H27ZM70 175V174H69ZM152 175V174H151ZM181 175V173L179 174V175H177V176H182ZM217 176L219 175V173L218 174H216ZM215 175V176H216ZM224 175V176H225ZM257 175V174H256ZM261 175H260V177H257V179H258V184L260 183V186L258 187V189L257 190H252L254 187L255 188H257L256 187V185L253 187V186H251V187H248V188H246V189H248V190H246V189H244V187H240V189H239V191H241L240 192V195L242 196V197H244V198H247V197H245L246 195H248L249 193L251 194V193H255V194H257V196L260 194H263L264 193V176H263V178H262V182H263V184H262V182H260V180H261ZM5 177H7V175H4ZM32 176V175H31ZM43 176V177H42ZM61 176H64V177H62L63 178V182L62 181H60V179L57 181L56 180V177H59V178H61ZM147 176V175H146ZM145 176V177H146ZM153 176H155V175H153ZM157 176H159V174L157 175ZM157 176H155V178L157 177ZM195 176V177H194ZM212 176H214V175H212ZM211 176V177H212ZM209 177V179L207 178H205V177H203V179H205L206 181L207 180H209L208 182H211L212 183V181H215V180H219V178H217V176L216 177ZM4 177V178H5ZM35 177H37V176H35ZM130 177V176H129ZM139 177V176H138ZM160 177H161V174H160ZM162 177L164 178V176L162 175ZM173 177V176H172ZM221 177V176H220ZM223 177V176H222ZM221 177V178H222ZM226 177V176H225ZM23 178V177H22ZM82 178H84V176L82 177ZM86 178V177H85ZM142 178V177H141ZM143 178H144V176H143ZM154 178V177H153ZM183 178V179H184ZM216 178V179H215ZM220 178V179H221ZM254 178V177H253ZM8 179V182H9V178H7ZM39 179V178H38ZM58 179V178H57ZM88 179V178H87ZM111 178H109V180H110ZM159 179H161L162 180V178H159ZM211 179V180H210ZM213 179H215V180H213ZM256 179V180H257ZM5 180H6V178H5ZM36 180H37V178H36ZM65 180V181H64ZM120 180V179H119ZM128 180V179H127ZM126 180V181H127ZM140 179H138V181H139ZM143 180V179H142ZM146 180V179H145ZM144 180V182H150V180L149 181H145ZM151 180H152V177H151ZM156 180V179H155ZM177 180H178V182H179V178L177 177ZM252 180V179H251ZM7 181V180H6ZM10 181H11V179H10ZM13 181V180H12ZM24 181V180H23ZM54 181H56V183H57V185H58V187L56 186V183H55V185L53 186V184L52 183H54ZM62 182V183H60V182ZM83 181V180H82ZM104 181H106V180H104ZM125 181V180H124ZM132 180L130 179V180H128L126 183L128 184H130V182H131ZM138 181H136V183H135V185L137 184V183H139ZM158 180H156V182H157ZM180 181V183H181V185L183 184L182 182ZM234 181V180H233ZM7 182V184L8 185H10L11 184V186H12V183H15L14 181L13 182H10V183H8ZM25 182V181H24ZM22 183V184H24V185H26V184H28V182L26 183ZM107 182H108V180L105 182V184H103V185H107ZM110 183H111V181H109ZM108 182V183H109ZM134 182V181H133ZM143 182V181H142ZM141 182V183H142ZM154 182V181H153ZM217 182V181H216ZM216 182H213L212 184H214L213 185V190L215 191L216 189H215V187L217 186H215V183ZM224 182V181H223ZM222 182V183H223ZM235 182V181H234ZM30 183V182H29ZM88 183V182H87ZM110 183H109V185H110ZM176 183V182H175ZM194 183V184H193ZM197 183V184H196ZM220 183V181H218V184ZM236 184H237V182H235ZM252 183V182H251ZM15 184H17V182L15 183ZM122 184L124 185V183L122 182ZM126 184V185H127ZM128 184V185H129ZM146 184L147 183H145V186H146ZM153 184V183H152ZM217 184V183H216ZM225 184V183H224ZM238 184H239V182H238ZM237 184V185H238ZM256 184V183H255ZM83 185V184H82ZM89 185V184H88ZM108 185V186H109ZM133 185V184H132ZM132 185H130V186H132ZM138 185V184H137ZM194 185H195V187H194ZM4 186V185H3ZM6 186V185H5ZM11 186H10V188H11ZM39 186V185H38ZM56 186V187H55ZM85 186V185H84ZM104 186V187H105ZM125 186V185H124ZM129 186V187H130ZM143 187H145L144 186V184L142 185ZM177 186V185H176ZM175 186V187H176ZM178 186H180V184H178ZM177 186V187H178ZM220 186H221V184H220ZM232 186H234V184L232 185ZM236 186V185H235ZM240 186V185H239ZM2 187V186H1ZM0 187V188H1ZM7 187V186H6ZM6 187H3V188H6ZM15 186H13L12 188H14ZM52 187H54L55 189H52ZM69 187V186H68ZM103 187V186H102ZM103 187V188H104ZM125 187H127V186H125ZM128 187V188H129ZM139 186H137L136 187V190H137V188H138ZM219 187V186H218ZM230 187V186H229ZM229 187L227 188V189H225V187H224V189H225V191L223 192V193H219L220 192V190L218 191H216V192H218V194H213V192L211 191L212 190V188H210L209 189V187H208V189H206V190H204V191H201L202 189H200L199 188V186L197 187V188H199L200 189V191L196 188V189H194L193 190V192H191L190 193V191H188L187 193H190V194H187L185 197H183L182 196V198L180 199V197L181 196H177V198L179 199H175V200H173V201H171L170 200V202H163V203H161V204H159V203H157V204H159V205H157L158 206V210H159V208L162 206L164 209H166L167 207H169V210H170V208L171 207H173L174 208V206L176 207V205H177V207L178 206H181V205H183L184 203H185V201L186 200H191V201H193L192 199H196L197 197H199L200 196V198L201 197H203V194H204V196L206 195V194H213L214 195V197H213V199L215 198L216 200H217V198H219L220 199V197H222V196H224V195H226L227 196V194H229V193H231V192H229L228 193V189H229ZM2 188V190H0V191H3V192H5L6 193V196H8L9 195V193H7V191L8 192H10L8 189L6 190V189H3ZM8 188V187H7ZM102 188V189H103ZM132 187H130V189H131ZM134 188V187H133ZM180 188V189H181ZM235 188V187H234ZM239 188V187H238ZM237 188V189H238ZM251 190H250V189ZM37 189H39V187L37 188ZM101 189V191H104L105 189H106V187L102 190ZM177 189V188H176ZM179 189V188H178ZM182 189V190H183ZM184 189V190H185ZM218 189V188H217ZM221 189H223V188H221ZM223 189V190H224ZM232 189V188H231ZM6 190V191H5ZM36 190V189H35ZM65 190V189H64ZM128 190V189H127ZM135 190V191H136ZM142 190H143V188H142ZM171 190H174L175 191V188H171ZM183 190V191H184ZM28 191V190H27ZM31 191H34L33 189L31 190ZM37 191V190H36ZM60 191H61V189H60ZM82 191V190H81ZM134 191V192H135ZM231 191V190H230ZM239 191L238 192H234V195H236L237 194V196H236V198H238V193H239ZM38 192H40V190H38L36 193H38ZM43 192H44V197L46 198V199H48L49 198V200L50 201H52V199H50V196H52L53 194H50V191H49V188H48V192L47 193H49L50 194V196H49V194H46L45 193V191L43 190ZM133 192V193H134ZM5 193H3V194H5ZM22 193H24V191L22 192ZM27 192H25V194H26ZM35 193V194H36ZM63 193H64V191H63ZM63 193L62 194H60V195H63ZM100 193V192H99ZM132 193V192H131ZM133 193L131 194V195H133ZM10 194H11V192H10ZM28 194H33V193H28ZM185 194H186V192H185ZM255 194H253V195H251L252 197H253V199L255 198V200H256V195ZM130 195V196H131ZM180 195H183V194H180ZM202 195V196H201ZM210 195V196H211ZM233 195V194H232ZM233 195V196H234ZM6 196H3V197H6ZM10 196V195H9ZM22 195H20V198L18 199V202L19 201H23V196H25L24 194H23V196L21 197ZM27 196V195H26ZM25 196V197H26ZM32 196V195H31ZM58 196V195H57ZM57 196H55L56 197V200H57ZM129 196V198H128V201L129 200H132V197H130ZM250 196V199H252V197ZM263 195H261L260 197H262ZM27 197H29V196H27ZM26 197V198H27ZM43 196H42V198L41 199H45ZM54 197V198H55ZM249 197V196H248ZM259 197V198H260ZM25 198V199H26ZM58 198H60V197H58ZM199 198V199H200ZM232 198H234V197H232ZM39 199V198H38ZM41 199H39L40 200V205H42V209L43 210H45V207H47L48 208V204L44 207V203H46V201H48V200H46L45 202H44V200H42L41 201ZM64 199V198H63ZM146 199L147 198H145V200H143L142 199V202L144 201H146ZM247 200V202L249 201V208L251 209V213H249V215H252V213H253V215H254V213L256 214V218H257V216H259V215H261V214H263L264 213V202H262V201H258V202H255L254 200ZM37 199H35L34 201H36ZM54 200V199H53ZM236 200V199H235ZM242 200V199H241ZM55 201V200H54ZM128 201H124V202H128ZM136 201V200H135ZM135 201H133L134 203H135ZM199 201V200H198ZM238 201V200H237ZM17 202V203H18ZM38 202V201H37ZM43 202V203H42ZM147 202H149L148 200L145 202L146 203V205H149V203H147ZM152 203H154L153 201H151ZM184 202V203H183ZM200 202V201H199ZM209 202H212V201H209ZM244 202V201H243ZM12 203V202H11ZM48 203H49V201H48ZM52 204H55L54 202H51ZM51 203L49 204V205H51ZM58 202H56V204H57ZM60 203V202H59ZM58 203V204H59ZM129 203H132V202H130L129 201ZM141 202L139 201V203L137 202V204H140ZM145 203H141L142 205H139V206H143L144 207V204ZM203 202H201V204H202ZM16 204V203H15ZM34 204V205H33ZM33 206H34V208H35V202H33ZM39 204V203H38ZM38 204H36V207L38 208V210H37V208H36V211H38V212H40L41 211V208H40V211H39V206L40 205H38ZM44 204V205H43ZM62 204L63 203H60V205L62 206ZM79 204V203H78ZM155 204H156V202H155ZM154 204V205H155ZM180 204V205H179ZM208 204H210V203H208ZM207 203L205 204L206 206L208 205ZM240 204V203H239ZM244 204V203H243ZM247 204V203H246ZM17 205V204H16ZM16 205H14L15 207H16ZM38 205V206H37ZM136 205V204H135ZM193 205H195V203L193 204ZM191 206L192 208H189L188 210H182V212L184 211V213H182L180 210H178V211H180L181 212V214H179V216H178V214H177V216H178V218H176L174 215H176V212H174L173 213V211H172V209L170 210V211H172V215L173 216H171V214H169V216L171 217H169V219H168V217L166 218V220L168 221V223H170L171 224V226H173L174 225V223H180V225H182L183 227H185V229H187V226H189V225H191L190 223L193 221V220H197V218L198 219H205L206 218V220L208 221V224L206 225V226H204V227H201V228H198V229H192L191 227H189L187 230H184V232L183 231H181V229H178L179 231H177L176 230V232H169V231H167V230H163V231H161V232H156V233H153V235L152 236H150L149 238H146L145 240H144V242H140L141 244L139 245V244H135V245H133L132 247H130V248H128L127 247V249H126V251L124 252V251H122V253L124 252V253H126V257H127V254L129 255V254H135L136 253V255H137V257H136V255H135V257L134 258H136V260H137V262H136V264H171L172 262H173V260L174 259H178L179 260V262L177 263V264H226L227 262H235V261H237V259L236 258H233L232 260H229V261H227V260H224V258L222 257V256H219L218 258H216V259H214V260H212V261H209V262H202L201 260L202 259H205L206 258V256H207V254H202V255H197V254H195V251H196V248L198 247V248H202L203 246H209V245H211V247H214V249L212 248V255H215V254H218V253H223L222 252V250H223V247H224V243H222L221 242V239L224 237V236H232L233 235V233H234V235L233 236H236L237 237V235L238 234H240L241 233V229H240V227H239V229H238V231L236 232V231H232V230H229V226L231 225V224H233V222H235V220L233 219V220H230V219H226V217H225V219H223V218H219V217H213L212 215H210L212 218H207L206 217V215L207 214H209L208 212H207V214L206 213H204V212H201V210H203L204 208H201V210L200 211H198V207L196 208V205L195 206ZM203 205V204H202ZM213 205V206H212ZM212 205H208L207 207L209 208V206H212L213 208H214V206H216V204H212ZM55 206V208H57V210H58V205H54ZM156 206V205H155ZM245 206V205H244ZM18 207V206H17ZM41 207V206H40ZM44 207V208H43ZM127 207H129V205L127 206ZM132 207V205L130 206V208ZM136 207V206H135ZM177 207H176V209H177ZM195 207V208H194ZM207 207L203 210V211H205L206 209H207ZM217 207V206H216ZM242 207V205L240 204V206L239 205H231V206H224V207H221L220 208V212H224V211H228V210H234V211H236V210H239L240 211V208ZM50 208V207H49ZM53 208V207H52ZM54 208V209H55ZM138 208V207H137ZM137 208H131V210H132V212H133V209H134V212H136V209ZM155 209H156V207H154ZM243 208V207H242ZM12 209V208H11ZM15 209H17V208H15ZM59 209H60V207H59ZM140 209H142V207H140V208H138V210L137 211H139ZM216 209H218V208H216ZM245 209V208H244ZM243 209V210H244ZM247 209V208H246ZM249 209V210H250ZM47 210V209H46ZM46 210H45V212H46ZM52 211H53V209H51ZM51 210H49L48 209V214H50L49 216L51 217V218H54V217H56L57 216V214H55V211H51ZM56 210V211H57ZM174 211H176L175 209H173ZM213 210V209H212ZM248 210V211H249ZM11 211V210H10ZM14 211V208H13V210L11 211V212H9V214H11L12 215V212ZM52 213H51V212ZM177 211V212H178ZM8 211H6V213H7ZM37 212V213H38ZM42 212V211H41ZM40 212V213H41ZM44 212V211H43ZM58 212H59V210H58ZM215 212V211H214ZM243 212H245V211H243ZM247 212V211H246ZM40 213H38L39 215H41V217H42V214H40ZM216 213H217V211H216ZM216 213H212V214H216ZM8 214V213H7ZM48 214H47V216H48ZM52 214H55V216L53 215V216H51ZM219 214V213H218ZM38 215V220H37V222H39L40 221V216ZM46 215V213H44V216ZM249 215H247V216H249ZM264 215V214H263ZM262 215V217H264ZM43 216V217H44ZM217 216V215H216ZM255 217H249V219H247V220H245L246 222H244V224H245V226L247 225L248 227H247V229H244L245 230V232H246V230H248L250 227H249V223H251V222H253L254 221V223H255V221H256V219H255ZM260 217L261 216H259L258 218L260 219ZM261 217V218H262ZM40 218V219H39ZM49 218V217H48ZM84 219V218H83ZM259 219H257V220H259ZM42 220V219H41ZM49 220V219H48ZM48 220H46V217H44V222H47ZM53 220V219H52ZM237 220V219H236ZM241 220H244V219H241ZM43 221H41V222H39L38 224H41L42 226L44 225V223H43ZM82 221H84V220H82ZM167 221H166V223H167ZM239 221V220H238ZM50 222V221H49ZM221 222H222V224H221ZM259 222V221H258ZM257 222V223H258ZM43 223V224H42ZM85 223V222H84ZM83 223V224H84ZM165 223V224H166ZM176 223V224H177ZM182 223V224H181ZM186 223H189L188 225L186 224ZM216 223H220L221 225H220V227H217L216 225H218L219 226V224H216ZM253 223V224H254ZM37 224V223H36ZM37 224V225H38ZM175 224V225H176ZM184 224V225H183ZM186 224V225H185ZM216 224V225H215ZM243 224V223H242ZM241 224V225H242ZM244 224H243V228H246V227H244ZM252 224V223H251ZM37 225H36V228H38L39 226H40V229L39 230H41V228H43V229H46V230H48L47 228H45V226L47 225V224H45V226H43V227H41V225H38V227H37ZM166 225H168V224H166ZM240 225V226H241ZM48 226V225H47ZM46 226V227H47ZM252 226V225H251ZM242 227V226H241ZM166 228V227H165ZM168 228V227H167ZM191 228V229H190ZM177 229V228H176ZM38 230V229H37ZM182 230H183V228H182ZM42 231V230H41ZM40 231V232H41ZM45 230H43V232H41V233H44V234H46L47 232H44ZM232 231V232H231ZM245 232H243V230H242V233H244L245 234ZM48 233H50V232H48ZM231 233V234H230ZM237 233V234H236ZM42 235V234H41ZM41 235H39L38 237L37 236H35V237H37L38 238V241L40 242H42V240H44V238L43 239H41L40 238V236ZM48 235H50V234H48ZM48 235H45V236H47L48 237ZM129 235H131L130 233H129ZM129 235H128V233H122V234H119V235H117L116 236V239H120V242H121V240H123V239H127V237H129ZM134 235V234H133ZM133 235H131V236H133ZM243 235V234H242ZM43 236V235H42ZM52 236V235H51ZM96 236V235H95ZM135 236V235H134ZM232 236V237H233ZM35 237H33V238H35ZM46 237V238H47ZM33 238L31 239L30 238V241H32L33 240ZM45 238V239H46ZM40 239V240H39ZM142 240V241H143ZM30 241L28 240V242L30 243ZM88 241V240H87ZM86 241V242H87ZM125 241V240H124ZM33 242V243H32ZM31 242V244H30V248H32V246L33 245H35V240L34 241H32ZM38 242V243H39ZM28 243V244H29ZM40 244H43V243H39L38 245H40ZM50 245V244H49ZM85 245V244H84ZM91 245V244H90ZM93 245V244H92ZM41 246H43V245H41ZM41 246H36L35 245V247H37V250L38 251H41V252H43V254H44V252L46 253V256L45 257H43L44 255L41 253V252H39L37 255L35 254V256L37 257L38 255L39 256H41V257H39V259L41 260V262L43 263V264H45V263H47V261L46 260H48L49 261V259L48 258H50V256H52V253H53V251H51L50 250V248H49V250L52 252V253H50L49 251V253L46 251V249H48V248H44V247H48V245L46 244V245H44V247H42L41 248ZM94 246V248H95V244L93 245ZM2 247V246H1ZM40 247V248H39ZM92 247V246H91ZM85 248V247H84ZM93 248V247H92ZM145 248L146 249H148V254H147V252L145 253L148 257L147 258H144V256H146V255H139V252H143V250H144V252H145ZM1 249V248H0ZM34 249H36V248H34ZM45 249V250H44ZM52 249V248H51ZM54 249V248H53ZM87 249V248H86ZM91 248H89V250H90ZM124 249V250H125ZM43 250V251H42ZM94 250H96V249H94ZM94 250H92L91 249V252H92V254L90 253V251H89V254H87L86 256H83V258H81L80 257V259H76L77 261H78V263L77 264H91L90 263V261H89V259H91V257H97L98 259L97 260H103V259H105V257L103 256L102 257V254H100L99 252L100 251H95L96 252V255L94 256L93 255V253H94ZM86 252H88V251H86ZM99 254H98V253ZM215 252V253H214ZM116 253H117V251H116ZM124 253H123V255H122V257L123 256H125L124 255ZM138 253V254H137ZM31 254H33L34 255V253H31ZM40 254H42V255H40ZM49 254V255H48ZM115 254V253H114ZM117 254H119V253H117ZM121 254V253H120ZM33 255H29V258L31 257H33ZM35 256L33 257V260L35 261V260H37V259H35ZM115 256V255H114ZM99 257H101V258H99ZM43 258L45 259V260H43ZM68 258V259H67ZM66 258V260H65V262H64V264H70L71 263V261L69 260L70 259V257L68 256ZM71 258H73V257H71ZM132 259H133V257H131ZM55 259V258H54ZM59 259V258H58ZM58 259H57V261H58ZM121 259H123V258H119V257H115L112 261H107V260H104L103 261V263H102V260L100 261H98V264H120V261H121ZM125 259V258H124ZM27 260H30V259H28L27 258ZM33 260H31L32 262H33ZM40 260H37V261H40ZM62 260H64V259H62ZM67 260H68V262H67ZM72 260V259H71ZM80 260V261H79ZM54 261V260H53ZM52 261V262H53ZM57 261L55 260V262L57 263ZM61 260L59 259V261H58V263H61V264H63V262H60ZM72 261H75V259H73ZM93 261H95V260H92V262ZM133 261V260H132ZM29 262V261H28ZM41 262H40V264H41ZM45 262V263H44ZM125 262V261H124ZM27 263V262H26ZM30 263V262H29ZM48 263H50V264H52L50 261L48 262ZM54 263V262H53ZM95 262H93L92 264H94ZM28 264V263H27ZM55 264V263H54ZM72 264H76V261H75V263L74 262H72ZM95 264H97V262L95 263ZM126 264H129V263H127L126 262Z\"/></svg>",
  "mask_w": 264,
  "mask_h": 264
},
{
  "label": "clouds",
  "instance_id": "obj_3",
  "mask_svg": "<svg viewBox=\"0 0 264 264\" xmlns=\"http://www.w3.org/2000/svg\"><path fill=\"white\" fill-rule=\"evenodd\" d=\"M264 3V0H261ZM223 18V32L251 39L257 33L264 32V22H258L253 15L249 0H230V6L216 8L207 16L210 23Z\"/></svg>",
  "mask_w": 264,
  "mask_h": 264
}]
</instances>
